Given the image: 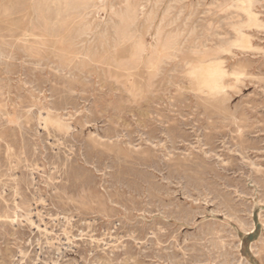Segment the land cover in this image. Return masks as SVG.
<instances>
[{
  "label": "rangeland",
  "instance_id": "rangeland-1",
  "mask_svg": "<svg viewBox=\"0 0 264 264\" xmlns=\"http://www.w3.org/2000/svg\"><path fill=\"white\" fill-rule=\"evenodd\" d=\"M12 1L13 2L17 1L15 3L16 4V12H15V14L8 15L7 8L11 5ZM110 1L112 2V0H110ZM126 1L125 0H113L112 3H115L114 8H116L115 9L116 12H119V13L121 12V10L122 11L124 10L123 7L125 8V4H127L128 2L137 5V7L139 8V12H142L143 14L139 13V18L136 21L137 25L136 24L134 25V28H133L134 29L133 33L135 34L134 38L137 39L138 37H142L143 44L144 45L146 44L145 46L147 48H149L151 50L153 49L152 51H154V49H155V47H154L155 46V44H154L155 39L154 38H155V33H156L158 26L161 28L165 27L163 31L168 32V33L171 32V34L174 33L173 38L178 39V40H175V45H177L179 47L177 49V51L173 52L174 55H172V54L168 55V53H167L165 56L160 57L161 59L157 58V60H156V68L157 69L154 70V73L152 75L150 74L151 71L146 69L144 66L137 65L138 66L137 67L135 64L134 65L132 64L133 63V61L131 59L132 52H131V47H130L129 42L127 43V45L125 43H123V45H121L119 47V49H116V48L112 49V47H110L109 43L106 44L104 42L102 44L99 41L102 38L98 34H94V36H91V35L80 36V34L78 32H76V29L78 28L79 25L76 24V22H74L75 20H72V19H75L74 13H72L70 11L62 12L60 14V15H62V17L60 16V17L56 18V16L54 15L55 12H53V10L56 11L55 8H56V6H58V4L57 3L53 4L51 0H0V8H1L0 9V39H5V40L7 39V41H10L14 37H20L21 36V37L25 38V41L27 40L26 46L17 47L15 49L16 50L15 53L11 55L12 57L5 58L6 60L4 59L5 61H7L6 64H5V62L3 64H0V68H1L0 69V73H1L0 74V80H1L0 81V98H1L0 99V111H1L0 112V115H1L0 116L1 117L0 118V133L3 136H5L6 141H8L9 144L11 145V153H12L9 156V158H7L6 149H4L5 146L3 144L5 142H3V140L2 141L0 140V184H1L0 185V207H1L0 208V216L7 215L9 217V222L11 223L10 224L9 222H7L5 224H0V236L1 235L3 236V237L2 236L0 237V243L2 242V244H0V257H3L6 264H23V263L24 264H36V263L37 264H58V263L59 264H68V263L69 264H96L97 262H98L97 264H99V263L100 264H116V263L117 264H127L129 262H130L129 264H131V263L132 264H164V263L165 264H186V263L187 264H237V263L238 264H264V197H263L264 196V178H263V175H264V125H263L264 124V122H263L264 121V86H263V84H264V82H263V79H264V30H263L264 29L263 28L264 27L263 26L264 25V0H254V1L253 0H231V1H229V0H226V1L225 0H223V1L222 0H203V1H201V0H184V2L182 0H179V2H178V0H174V2H173V0L172 1L171 0H166V1L165 0H157V1L156 0H126ZM158 1L160 2V4H157V3H159ZM50 2H51V4H50ZM150 2H152V3H150ZM142 3H143V5L145 3L144 7H143ZM231 3H232V5H231ZM236 3H237V5H236ZM151 4H153V5H151ZM168 4H169V6H168ZM172 4H174V6ZM187 4H188V6H187ZM217 4H219L220 6ZM221 4H222V6H221ZM50 5L51 6L53 5V7H55V8L51 7ZM159 5H160V7H159ZM29 6L32 7L33 10ZM194 6L197 7L198 9L195 8ZM209 6H211L212 9H214V10H212L211 8L209 9ZM166 7L170 8V9H167ZM171 7H172V9H171ZM44 8L47 10V12H49V11L50 12L52 11V12L46 13V10ZM143 8H144V10H141ZM202 8H203V10H202ZM104 9H105V12H103V14H102V12L99 13V16L102 17V20H104L102 26L104 25L105 22H106V24H108L107 26H109V23H110L109 31H110V33H112L111 38L113 39L114 38L113 30H110V29H112V27L114 25H116L114 23H117L118 18H116L117 16H114L115 14L113 15L111 13V11H108V9H110L109 2L104 7ZM150 10L152 13L153 12L154 13L153 14L150 13L149 12ZM167 10H169L170 12ZM215 10H217V12ZM223 10L225 12H223ZM228 10H231V11L228 12ZM236 10L238 13L236 12ZM166 11L168 12V14H166L167 13ZM213 11H215V12H213ZM247 11L253 16L252 18L255 19L256 21H254L253 19L250 20ZM109 12H110V14H109ZM210 12L213 15H211ZM220 12L222 15L220 14ZM36 13H37V15H36ZM171 13L172 14L174 13L173 16ZM208 13L210 15H208ZM226 13H227V15H226ZM63 14H64V16H63ZM147 14H148V16H147ZM175 14L177 15L178 18L176 17ZM149 15H151V16H149ZM162 16H164L165 18L164 17L162 18ZM212 16H213V18H212ZM219 16H220V18H219ZM44 17L46 19H48L49 23L50 22L51 23L50 24L45 23ZM147 17H149V18H147ZM152 17L155 19H153ZM171 17H172V19H171ZM234 17H236V19ZM241 17H242V19H241ZM174 18H176V20ZM211 19L214 22H212ZM219 19H221L223 21H221ZM230 19L232 20V22L230 21ZM248 20H249V22H248ZM142 21L145 24H143ZM160 21H163V22H160ZM172 21L174 23L177 22L176 23L177 25L172 23ZM228 21H230L231 23L229 22L227 24ZM237 21H239V22H237ZM184 22H186V23H184ZM208 22L211 26L208 24ZM164 23L166 25H167V23L170 24L169 27L172 25L171 28L166 26ZM182 24L185 26H183ZM205 24L207 27L205 26ZM236 24L238 26H236ZM42 25H43V27H42ZM50 25H52V26H50ZM56 25H57V27H56ZM72 25H73V27H72ZM156 25H157V27H156ZM173 25H174V27H173ZM181 25L183 28L181 27ZM222 25H224L225 27H223ZM244 25H246V27ZM44 26H46V27H44ZM53 26H54V28H53ZM217 26H219V27H217ZM248 26L251 28H249ZM220 27H222V28H220ZM46 28L48 30H46ZM144 28L146 29V31ZM199 28H200V30H199ZM231 28L233 29V31ZM53 29H55V30H53ZM176 29H177V31H174ZM181 29H183L185 31H183ZM216 29L217 30L219 29V31L217 32ZM224 29H226V30H224ZM258 29L261 31H259ZM51 30L53 32H51ZM147 30H149V31H147ZM190 30L191 31L193 30V31L191 32ZM188 31H190V32H188ZM194 31H195V33H194ZM204 31H205V33H204ZM236 31H237V33H236ZM176 32H178V33H176ZM185 32H186V34H185ZM152 33L154 36L152 35ZM210 33H213L214 35L210 34ZM32 34L38 35L40 39L42 38L41 40H43V43L45 45L43 47L38 48L40 51L38 50V52H36V53H35V51L34 52L30 51V49L28 47L29 43L33 39L32 37H34ZM175 34H177V35H175ZM180 34H181V36H180ZM183 34H184V36H183ZM77 35H79V37ZM95 35H98V36H95ZM211 35H213V36H211ZM72 36H73V38H72ZM74 36H77V39ZM204 36H206V37H204ZM151 37H152V39H151ZM186 37H188V39ZM221 37H223V40ZM34 38H38V37H34ZM85 38H87L86 39L87 41L85 40ZM193 38H194V40L192 41ZM204 38H206V39H204ZM250 38H252V39H250ZM215 39H217V40H215ZM82 40H84L83 42H85V43H83ZM197 40H198V42H197ZM93 41H95L94 45H93ZM176 41H178V42H176ZM190 41H191V43H190ZM200 41H201V44L203 43L202 45L200 44ZM217 41H218V43L221 42V43H219L220 45H222L221 47L219 44L216 43ZM224 41L227 44L224 43ZM193 42H196V44ZM210 42H212V43H210ZM235 42H237V43H235ZM148 43H149V45H148ZM197 43H199V44H197ZM230 43H233V44L231 45ZM77 44H81V45H77ZM194 44H195V46H194ZM214 45L215 46L217 45L216 47L218 49H216L214 47ZM227 45H229V47ZM66 46L70 47L67 54L62 51V49H64V47H66ZM111 46H112V41H111ZM198 47H199V49H198ZM82 48H85V49H83L84 51L82 50ZM126 48L128 49V51ZM101 49H102V52H101ZM203 49H205L207 51V53ZM50 50H52L53 53ZM85 50H87V51H85ZM185 50H186V52H184ZM188 50H190V51H188ZM218 50H221V51L218 52ZM64 51H66V50L64 49ZM99 51H100V53H99ZM108 51L110 54L108 53ZM202 51L203 52L205 51V52L203 53ZM19 52H22V56H21V53H19ZM87 52H88V54H87ZM191 52L194 54H192ZM197 52H200V54H198ZM220 52L223 55H221ZM226 54H227V56H226ZM13 56H14V58H13ZM24 57H26L27 59ZM29 57L30 58L32 57L31 60H29L30 59ZM172 57H173V59H172ZM11 59H12V61H11ZM16 59H17V61H16ZM45 59H47V60H45ZM103 59H104V61H103ZM199 60L203 63L202 69L196 68L199 64H201ZM215 60L219 61L221 63V65H222L221 67L225 71L224 77L222 76V78H221L222 89L220 91H215V89L211 88L210 86H207L204 83V76L206 75L204 73L205 68H206L205 65H206V63H209V62L215 61ZM75 61L77 64H75ZM20 62H21V64H20ZM130 62H132V63H130ZM236 62H237V64H236ZM0 63H2L1 59H0ZM26 63L29 65H27ZM12 64H14V66ZM38 64H40V65H38ZM130 64H131V66H130ZM162 65H164V66L162 67ZM183 65H184V67H183ZM9 66L11 68H9ZM62 66L64 69L62 68ZM75 66H76V69H75ZM123 66H130L128 68V71L130 73H128V71L123 69L122 68ZM175 66H177L178 68ZM80 67H81V69H79ZM229 67H231V68H229ZM184 68H186L188 70H186ZM195 68L198 71H196ZM100 69H101V71H100ZM241 69H242V71H241ZM27 71H30V72L28 73ZM71 71H72V73H71ZM155 71L157 72V75H155L156 74ZM8 72H10V73H8ZM37 72H39V73H37ZM21 73H22V75H21ZM73 74H74V76H73ZM238 74H240L241 77ZM67 75H69V76H67ZM58 76L60 78H58ZM179 77L182 80H180ZM184 77H185V79H183ZM262 77H263V79H262ZM39 78H40V80L38 81ZM61 79H63V81ZM248 79H249V81H248ZM171 80H172V82H171ZM37 81H38V83H36ZM55 81H57V82H55ZM150 81H151V83H149ZM22 83L24 84V87H23ZM7 84H9V85H7ZM201 85L204 87H201ZM195 86H196V89H195ZM229 87H231V88H229ZM46 88H47V90L45 91ZM162 88H163V90H162ZM235 88L237 91L235 90ZM97 89L99 91H97ZM111 89L113 90V92ZM152 89H153V91H152ZM8 90H9V92H8ZM56 90H58V92ZM167 90H168V92H167ZM210 91H211V94H210ZM37 92H38V94H37ZM154 93H156L157 95ZM5 94H6V96H5ZM22 94H23V96H22ZM216 94L218 96H216ZM219 94H221V95H219ZM194 95H197V96H194ZM64 96H66V97L64 98ZM72 96H74V97H72ZM118 96H119V98H117ZM212 96L214 98H212ZM180 97H182V98H180ZM192 97H193V99H192ZM224 97H225V100H226V98H228L227 101L229 100L228 101L229 104L227 101L223 100ZM156 98H158L159 100ZM86 99H88V100H86ZM194 99H195V101H194ZM8 100L10 101V103ZM212 100H214V101L212 102ZM222 100L224 103H221ZM245 100H247V101H245ZM73 101L74 102L76 101V102L74 103ZM50 103H52V104H50ZM209 103H210V105H209ZM214 103H216V104L213 105ZM54 104L55 105L57 104V105L55 106ZM226 105H228V106H226ZM236 105H238V106H236ZM55 107H57V108H55ZM60 107H63V108H60ZM70 107H71V109H70ZM104 107H105V109H104ZM172 108H174V109H172ZM217 108H218V110H217ZM222 108H223V110H222ZM240 108H242V109H240ZM252 108H254V109H252ZM2 109H3V111H2ZM18 109H19V111H18ZM20 109H23V111ZM47 109L49 110L48 112L50 113V115L52 117L59 116L61 118V116H62L61 119L65 120L67 123H69V125L71 127L69 130L70 136H69V134H64V133L60 134V133H56L54 131H51V128H50L51 135H47V133L44 130H42V126L39 124V121H38V116H39L40 112L42 115H44L47 112ZM62 109H64V110H62ZM106 109H108V110H106ZM176 109H178V110H176ZM203 109H205V110L203 111ZM219 110L221 111L222 114L220 113ZM205 111L208 112L212 117L209 116V114L206 113ZM246 111H247V113H246ZM155 112H157V113H155ZM225 112L230 113V114H228L230 117ZM236 112H238V113H236ZM15 113H17L18 115ZM26 114H29V115H26ZM67 115H69V116H67ZM2 116H3V118H2ZM12 116H18L19 117V122L21 125L20 129L15 125L11 126L10 123H7V119L12 117ZM243 117H245V118H243ZM27 118L30 120H28ZM184 119L186 122L184 121ZM31 121H32V123H31ZM151 121H152V123H151ZM206 121H208V122H206ZM2 122H4V123H2ZM102 122L103 123L105 122V123L103 124ZM243 122H245V123H243ZM108 124H110V125L108 126ZM171 124H172V126H171ZM173 124L175 127L173 126ZM233 124H235V125H233ZM254 124H256V125H254ZM216 126H218V127H216ZM209 127H210V129H209ZM211 127H213V128L211 129ZM243 127H245V129H242ZM25 128L27 131L25 130ZM163 128H164V130H163ZM235 128H237V129H235ZM249 128L252 130H250ZM213 130H214V133H213ZM219 130H220V132H219ZM40 131H41V133H40ZM150 133H153V134L155 133V134L153 135ZM165 133H167V134H165ZM173 133H174V135H173ZM187 133H189V134H187ZM236 133L239 136V138L237 135H235ZM183 134H185V137ZM22 135L25 139L24 138L22 139ZM58 135H59V137H58ZM147 135H149V136H147ZM18 136H20V137H18ZM77 136H79V137H77ZM209 136H211V137L209 138ZM244 136L246 137L245 139H244ZM84 137H86V138L84 139ZM183 137H184V139H183ZM16 138H18V139H16ZM88 139H90V141H88ZM238 139H239V141H238ZM78 140H79V142H76ZM105 140L108 142H106ZM115 140H117V141H115ZM247 140H249V141H247ZM204 141H206V142H204ZM20 142H22V144L23 143L24 144L22 145ZM46 142H47V144H46ZM81 142H83L84 144ZM86 142H87L88 146H87ZM102 142L104 144H102ZM173 142H175V143H173ZM223 142H224V144H223ZM254 142H255V144H254ZM89 143H91V145ZM143 143L145 146H143ZM148 143H149V145H148ZM171 143H173V145ZM229 143L231 144V146ZM249 143L250 144L252 143V144L250 145ZM96 144L98 145L99 150L97 149ZM108 144H110V145H108ZM159 144H161V147ZM207 144H209V145H207ZM50 145L52 147H50ZM63 145H65V146H63ZM213 145H214V147H213ZM27 147H28V149H27ZM70 147H72V148H70ZM137 147L139 150L137 149ZM152 147H154V149H152ZM209 147H211V148H209ZM147 148H149V149H147ZM1 149H2V151H1ZM25 149H27V150H25ZM68 149H70V150H68ZM80 149H81V151H80ZM100 151H101V153H100ZM205 151H207V152H205ZM41 152H44V153L42 154ZM86 152H87V154H86ZM99 153L101 155L102 154L103 155L101 156ZM150 153H152V154H150ZM225 153H226V155H225ZM232 153L234 155H232ZM54 154H55V157H53ZM241 154H243V155H241ZM27 155H28V158H26ZM49 155H51V156H49ZM65 155H66V157H65ZM4 156H5V158H4ZM93 156H95V157H93ZM115 156H117L116 159H115ZM158 157H160V158H158ZM172 157L175 159H173ZM181 157H182V159H181ZM217 157H218V159H217ZM70 158H71V160H70ZM97 158H98V160H97ZM177 158L179 161L177 160ZM201 158H202V160H201ZM30 159H31V161H30ZM64 159H66V160H64ZM154 159L156 162H154ZM99 160H101V161H99ZM98 161H99V163H97ZM17 162H19V163H17ZM121 162H123V163H121ZM220 162H222V163H220ZM256 162H258V163H256ZM259 162H261V163H259ZM262 162H263V164H262ZM79 163H81V164H79ZM67 164H69V165H67ZM122 164H124V165H122ZM158 164H159V166H158ZM173 164H175V165L173 166ZM201 164H203V165H201ZM108 165H110L111 167ZM130 165L133 167H131ZM148 165H150V166L153 165V166H151V168H150V166H148ZM78 166H80V167H78ZM62 167L64 168V170ZM181 167L182 168L184 167L183 168L184 170ZM51 168L54 170H52ZM50 169H51V172H50ZM93 169H95V170H93ZM188 169H191V170H188ZM253 169L255 170V172ZM256 169H257V171H256ZM115 170H117L119 172H117ZM198 170H199V172H198ZM20 171L22 172V174ZM27 171H28V173H27ZM31 171H33V172H31ZM261 171H262L263 175H261L262 174ZM35 173L39 174V175H36ZM73 173L74 174L76 173V175L74 176ZM108 173H110V174H108ZM201 173H202V175H201ZM91 175H92V177H91ZM100 175H101V177H100ZM140 175L141 176L143 175V176L141 177ZM71 176H73V177H71ZM87 176H89L90 178ZM117 176H118V178H117ZM136 176H137V179L139 178V180L136 179ZM192 176H193V178H192ZM85 177H86V179H85ZM196 177L198 178L199 181L197 180ZM143 178H145V179H143ZM101 179L104 181H102ZM71 180L73 181V183L71 182ZM83 180H85V181H83ZM148 180H150V181H148ZM200 180H202V182ZM19 182H21V183H19ZM50 182L54 183V184H51ZM57 182H58V184H57ZM80 182H81V184H80ZM119 182H121V183L119 184ZM199 182H201V183H199ZM154 183H156L155 186H154ZM31 184L35 187L34 189H33V186ZM48 184L50 187L48 186ZM71 184H73V185H71ZM59 185H62V188H61V186L59 187ZM133 185H134V187H133ZM146 185H147V187H146ZM152 187H153V189H152ZM74 188H75V190H74ZM85 188H86V191H85ZM141 188H142V190H141ZM8 189H10L11 191ZM1 190H2V193H1ZM13 190H14V192H13ZM15 190H17V193H15ZM25 190H27V191H25ZM164 190H165L166 194H165ZM140 191H142V192H140ZM133 192H134V194H133ZM138 193H140V194H138ZM222 193H223V195H222ZM14 195H16V196H14ZM114 195H115V197H114ZM123 195L125 198L123 197ZM156 195H158V196H156ZM120 196L123 198H121ZM30 199H31V201H30ZM48 200H50V201H48ZM101 200L104 202H102ZM131 200H133V201H131ZM105 201H107V202L105 203ZM139 201H140V203H139ZM163 202H164V204H163ZM224 202H227V203H224ZM59 203H62V205ZM33 204L35 207L33 206ZM41 204H43V205H41ZM149 204L151 205V207ZM64 206L66 209L64 208ZM116 206H117V208H116ZM154 206H155V208H154ZM177 206H178V208H177ZM14 207H16L17 209ZM114 209H115V211H114ZM233 209H234V211H233ZM27 210H28V212H27ZM101 210H103V211H101ZM107 210H109V211H107ZM29 211H31V212H29ZM239 211H240V213H239ZM2 212H3V214H2ZM107 212H110V213H107ZM28 213L33 215L32 219L34 220V223L38 226V228L36 227L35 224L33 226L28 224V222L26 221V216ZM179 213H180L181 217H180V215H178ZM232 213L233 214L235 213V214L233 215ZM177 215L181 219V221L177 217ZM168 216H170V217H168ZM191 216H192V218H191ZM106 218H108V219H106ZM49 219H51V220H49ZM185 219H186V221H185ZM241 219L243 221H241ZM41 220H42V223H41ZM245 220H246V222H245ZM88 224H90V226ZM216 224H217V226H216ZM212 225H214L216 228L213 227ZM6 226H7V228H6ZM25 227H26V229H25ZM27 227H29V228H27ZM59 227H60V229H59ZM11 228H14V229H11ZM246 228H248V229H246ZM41 229H44L45 232ZM70 229L74 232H71ZM157 229H158V231H157ZM199 229H201V230H199ZM21 231H23V232H21ZM38 231L40 234L38 233ZM214 231H216V232H214ZM159 232H161V233H159ZM171 232H173V233H171ZM48 233H50V234H48ZM60 233H62L63 236H65V237L63 238L62 234H60ZM101 233H103L102 235L104 237L101 235ZM107 233H109V234L107 235ZM180 234H182V235H180ZM42 235L44 237H42ZM136 235L138 237L139 236L140 237L138 238ZM167 235H168V237H167ZM30 236H32V237H30ZM52 236H56V237L54 238ZM126 236H128V237H126ZM145 236H147V237H145ZM158 237H159V239H158ZM210 237L212 239H209ZM32 239H34L35 241ZM57 240H58V242H57L58 244L56 243ZM204 240H205V242H204ZM208 240L210 243L208 242ZM213 240H214V243H213ZM66 241H67V243H66ZM27 242H28V244H27ZM44 242H46V243H44ZM169 242H171L172 244ZM229 243L231 245H229ZM126 244L127 245L130 244V245L127 246ZM139 244H141V245L139 246ZM173 244H174V246H173ZM32 245H33V247H32ZM59 245H60V247H59ZM142 245H144V246H142ZM165 245L167 248H165ZM212 246H213L214 250L212 249ZM55 247L60 251H57V249ZM143 248H145V249H143ZM152 249H153V251H152ZM177 249H178V251H177ZM185 249H186V251H185ZM149 250H151V251H149ZM67 251H69V252H67ZM159 251H160V253H159ZM56 252L58 253V255H56L57 254ZM60 252H62V253H60ZM79 252H81V253H79ZM181 252L184 255L181 254ZM219 255H220V257H219ZM62 256L64 258H62ZM159 256H160V258H159ZM196 257H197V259H196ZM35 258H38V260ZM162 258H163V260H162ZM198 258H199V260H198ZM166 259H167V261H166ZM236 260H237V262H236Z\"/></svg>",
  "mask_w": 264,
  "mask_h": 264
},
{
  "label": "bare ground",
  "instance_id": "bare-ground-1",
  "mask_svg": "<svg viewBox=\"0 0 264 264\" xmlns=\"http://www.w3.org/2000/svg\"><path fill=\"white\" fill-rule=\"evenodd\" d=\"M52 1V3L54 4V3H57L58 4V6H56V8L55 7H53V5L51 6V7H53V8H55L56 9V11H54L53 10V12H55V16H56V18L57 17H62V15H60L62 12H67V11H70V12H72V13H74V18L75 19H72V20H75L74 22H76V24H78L79 26H78V28L76 29V32H78L79 34H80V36H89V35H91V36H94V34H98L102 39L101 40H99L102 44L105 42L106 44L107 43H109V45H110V47H112V49L114 48H116V49H119V47L121 46V45H123V43H125L126 45H127V43L129 42L130 43V47H131V52H132V55H131V59H132V61H133V63L132 62H130V63H132L133 65L135 64L136 66L137 65H139V66H144L146 69H148L149 71H151V75L154 73V70H156L157 68H156V60H157V58H160V57H162V56H165L167 53H168V55H170V54H172V55H174L173 54V52L174 51H177V49L179 48L177 45H175V40H178V39H174L173 38V34H171V32H165V31H163L164 30V28L162 27H159L158 26V28H157V30H156V33H155V49H154V51H152L151 49H149V48H147L144 44H143V40H142V37H138L137 39L136 38H134L135 37V34L133 33V28H134V25L136 24V21L138 20V18H139V13H142V12H139V8L137 7V5L136 4H133V3H130V2H128L127 4H125V8L123 7V11L121 10V12L119 13V12H116V8H114V4L115 3H112L113 2V0H112V2L110 1V0H51ZM126 1V0H125ZM157 1V0H156ZM155 1V2H156ZM166 1V0H165ZM172 1V0H171ZM183 2H184V0H182ZM201 1H203V0H201ZM223 1V0H222ZM226 1V0H225ZM229 1H231V0H229ZM228 1V2H229ZM254 1V0H253ZM17 1H15V2H11V5L7 8V12H8V15H12V14H15V12H16V3ZM33 2V1H32ZM31 2V3H32ZM46 2V1H45ZM108 2H109V5H110V9H108V11H111V13L114 15V16H117L116 18H118V20H117V23H114V24H116V25H114L113 27H112V29H110V30H113V35H114V38L112 39L111 38V34L112 33H110V31H109V26H110V23H109V26H107L108 24H106V22L104 23V25L102 26V24H103V21L104 20H102V17H100L99 16V13H101L102 12V14H103V12H105V9H104V7L108 4ZM127 2V1H126ZM141 2V1H140ZM159 2V1H158ZM173 2H174V0H173ZM178 2H179V0H178ZM182 2V3H183ZM197 2V1H196ZM227 2V3H228ZM251 2V1H250ZM138 3V2H137ZM150 3H152V2H150ZM149 3V4H150ZM154 3V2H153ZM177 3V2H176ZM200 3V2H199ZM234 3V2H233ZM38 4V3H37ZM50 4H51V2H50ZM120 4V3H119ZM157 4H160V2L159 3H157ZM156 4V5H157ZM175 4V3H174ZM174 4H172L173 6H174ZM189 4V3H188ZM188 4H187V6H188ZM197 4V3H196ZM223 4V3H222ZM222 4H221V6H222ZM235 4V3H234ZM45 5V4H44ZM117 5V4H116ZM141 5V4H140ZM139 5V6H140ZM142 5H143V3H142ZM144 5H145V3H144ZM144 5H143V7H144ZM151 5H153V4H151ZM165 5V4H164ZM198 5V4H197ZM200 5V4H199ZM217 5H219V4H217ZM231 5H232V3H231ZM236 5H237V3H236ZM242 5V4H241ZM240 5V6H241ZM244 5V4H243ZM32 6V5H31ZM119 6V5H118ZM166 6V5H165ZM168 6H169V4H168ZM182 6V5H181ZM202 6V5H201ZM216 6V5H215ZM220 6V5H219ZM224 6V5H223ZM30 7V6H29ZM35 7V6H34ZM50 7V8H51ZM150 7V6H149ZM148 7V8H149ZM155 7V6H154ZM159 7H160V5H159ZM180 7V6H179ZM192 7V6H191ZM195 7V6H194ZM252 7V6H251ZM30 8H32V7H30ZM42 8V7H41ZM118 8V7H117ZM141 8V7H140ZM147 8V7H146ZM167 8V7H166ZM176 8V7H175ZM195 8H197V7H195ZM204 8V7H203ZM203 8H202V10H203ZM208 8V7H207ZM212 9V7L211 6H209V9ZM1 9V8H0ZM43 9V8H42ZM45 9V8H44ZM119 9V8H118ZM167 9H170V8H167ZM171 9H172V7H171ZM198 9V8H197ZM230 9V8H229ZM254 9V8H253ZM32 10H33V8H32ZM46 10V9H45ZM141 10H144V8L143 9H141ZM164 10V9H163ZM166 10V9H165ZM177 10V9H176ZM185 10V9H184ZM195 10V9H194ZM212 10H214V9H212ZM218 10V9H217ZM217 10H215L216 12H217ZM226 10V9H225ZM255 10V9H254ZM49 11V10H48ZM154 11V10H153ZM167 11H169V10H167ZM166 11V12H167ZM174 11V10H173ZM181 11V10H180ZM188 11V10H187ZM215 11H213V12H215ZM229 11H231V10H228V12ZM234 11V10H233ZM50 12V11H49ZM49 12H47V10H46V13H49ZM52 12V11H51ZM50 12V13H51ZM150 13H152L151 12V10L149 11ZM162 12V11H161ZM170 12V11H169ZM189 12V11H188ZM204 12V11H203ZM212 12V11H211ZM211 12H210V14H211ZM223 12H225L224 10H223ZM236 12H237V10H236ZM240 12V11H239ZM258 12V11H257ZM33 13V12H32ZM31 13V14H32ZM148 13V12H147ZM149 13V14H150ZM154 13V12H153ZM152 13V14H153ZM156 13V12H155ZM179 13V12H178ZM177 13V14H178ZM181 13V12H180ZM196 13V12H195ZM201 13V12H200ZM238 13V12H237ZM243 13V12H242ZM247 13H248V15H249V18H250V20H252L253 18V16L247 11ZM34 14V13H33ZM109 14H110V12H109ZM143 14V13H142ZM166 14H168V12L166 13ZM172 14V13H171ZM174 14V13H173ZM173 14H172V16H173ZM187 14V13H186ZM203 14V13H202ZM207 14V13H206ZM209 13H208V15H210ZM220 14H221V12H220ZM246 14V13H245ZM35 15V14H34ZM36 15H37V13H36ZM46 15V14H45ZM53 15V16H54ZM161 15V14H160ZM159 15V16H160ZM164 15V14H163ZM170 15V14H169ZM176 15V14H175ZM174 15V16H175ZM188 15V14H187ZM195 15V14H194ZM207 15V16H208ZM211 15H213V14H211ZM222 15V14H221ZM226 15H227V13H226ZM244 15V14H243ZM31 16V15H30ZM52 16V15H51ZM63 16H64V14H63ZM108 16V15H107ZM143 16V15H142ZM147 16H148V14H147ZM149 16H151V15H149ZM165 16V15H164ZM164 16H162V18L164 17ZM171 16V15H170ZM189 16V15H188ZM192 16V15H191ZM202 16V15H201ZM27 17V16H26ZM35 17V16H34ZM166 17V16H165ZM164 17V18H165ZM169 17V16H168ZM176 17H177V15H176ZM217 17V16H216ZM224 17V16H223ZM232 17V16H231ZM243 17V16H242ZM242 17H241V19H242ZM15 18V17H14ZM53 18V17H52ZM115 18V19H116ZM143 18V17H142ZM147 18H149V17H147ZM153 18V17H152ZM178 18V17H177ZM195 18V17H194ZM212 18H213V16H212ZM219 18H220V16H219ZM222 18V17H221ZM235 19H236V17H234ZM44 19H45V23H49L48 22V19H46L45 17H44ZM50 19V18H49ZM55 19V18H54ZM146 19V18H145ZM153 19H155V18H153ZM169 19V18H168ZM171 19H172V17H171ZM175 20H176V18H174ZM189 19V18H188ZM238 19V18H237ZM245 19V18H244ZM143 20V19H142ZM147 20V19H146ZM184 20V19H183ZM190 20V19H189ZM219 20H221V19H219ZM247 20V19H246ZM254 21H256L255 19H253ZM27 21V20H26ZM71 21V20H70ZM111 21V20H110ZM145 21V20H144ZM211 21L212 22H214L212 19H211ZM221 21H223V20H221ZM230 21L232 22V20L230 19ZM230 21H228L227 22V24L230 22ZM261 21V20H260ZM42 22V21H41ZM59 22V21H58ZM143 22V21H142ZM147 22V21H146ZM150 22V21H149ZM160 22H163V21H160ZM201 22V21H200ZM230 22V23H231ZM237 22H239V21H237ZM248 22H249V20H248ZM51 23V22H50ZM49 23V24H50ZM72 23V22H71ZM169 23V22H168ZM167 23V25L166 26H168L169 27V25L170 24H168ZM172 23H174L173 21H172ZM177 23V22H176ZM176 23H174L175 25H177ZM184 23H186V22H184ZM183 23V24H184ZM195 23V22H194ZM234 23V22H233ZM242 23V22H241ZM28 24V23H27ZM34 24V23H33ZM36 24V23H35ZM55 24V23H54ZM53 24V25H54ZM143 24H145L144 22H143ZM151 24V23H150ZM162 24V23H161ZM182 24V25H183ZM190 24V23H189ZM198 24V23H197ZM208 24H209V22H208ZM226 24V25H227ZM238 24V23H237ZM236 24V26H238ZM260 24V23H259ZM262 24V23H261ZM58 25V24H57ZM57 25H56V27H57ZM113 25V24H112ZM137 25V24H136ZM139 25V24H138ZM164 25V26H165ZM182 25H181V27H182ZM196 25V24H195ZM210 25V24H209ZM225 25V24H224ZM224 25H222L223 27H225ZM231 25V24H230ZM234 25V24H233ZM29 26V25H28ZM38 26V25H37ZM50 26H52V25H50ZM172 26V25H171ZM171 26L169 27V28H171ZM183 26H185V25H183ZM198 26V25H197ZM202 26V25H201ZM205 26H206V24H205ZM204 26V27H205ZM211 26V25H210ZM232 26V25H231ZM242 26V25H241ZM245 27H246V25H244ZM253 26V25H252ZM256 26V25H255ZM260 26V25H259ZM264 26V25H263ZM42 27H43V25H42ZM44 27H46V26H44ZM72 27H73V25H72ZM76 27V26H75ZM103 27V28H102ZM137 27V26H136ZM145 27V26H144ZM156 27H157V25H156ZM173 27H174V25H173ZM207 27V26H206ZM217 27H219V26H217ZM228 27V26H227ZM243 27V26H242ZM249 27V26H248ZM49 28V27H48ZM53 28H54V26H53ZM139 28V27H138ZM143 28V27H142ZM155 28V27H154ZM179 28V27H178ZM183 28V27H182ZM188 28V27H187ZM193 28V27H192ZM209 28V27H208ZM220 28H222V27H220ZM230 28V27H229ZM228 28V29H229ZM235 28V27H234ZM249 28H251V27H249ZM255 28V27H254ZM264 28V27H263ZM58 29V28H57ZM60 29V28H59ZM141 29V28H140ZM145 29V28H144ZM196 29V28H195ZM213 29V28H212ZM232 29V28H231ZM230 29V30H231ZM253 29V28H252ZM261 29V28H260ZM8 30V29H7ZM10 30V29H9ZM17 30V29H16ZM46 30H48L47 28H46ZM53 30H55V29H53ZM74 30V29H73ZM72 30V31H73ZM181 30H183V29H181ZM199 30H200V28H199ZM209 30V29H208ZM214 30V29H213ZM217 30V29H216ZM224 30H226V29H224ZM243 30V29H242ZM247 30V29H246ZM259 30V29H258ZM264 30V29H263ZM42 31V30H41ZM67 31V30H66ZM137 31V30H136ZM144 31V30H143ZM145 31H146V29H145ZM147 31H149V30H147ZM174 31H177V29L176 30H174ZM183 31H185V30H183ZM191 31V30H190ZM190 31H188V32H190ZM193 31V30H192ZM191 31V32H192ZM198 31V30H197ZM196 31V32H197ZM219 31V29L217 30V32ZM221 31V30H220ZM232 31H233V29H232ZM253 31V30H252ZM259 31H261V30H259ZM8 32V31H7ZM44 32V31H43ZM51 32H53L52 30H51ZM140 32V31H139ZM138 32V33H139ZM240 32V31H239ZM245 32V31H244ZM22 33V32H21ZM47 33V32H46ZM55 33V32H54ZM75 33V32H74ZM176 33H178V32H176ZM180 33V32H179ZM194 33H195V31H194ZM193 33V34H194ZM204 33H205V31H204ZM208 33V32H207ZM224 33V32H223ZM236 33H237V31H236ZM23 34V33H22ZM72 34V33H71ZM77 34V33H76ZM134 34V35H133ZM185 34H186V32H185ZM192 34V35H193ZM203 34V33H202ZM209 34V33H208ZM210 34H213V33H210ZM220 34V33H219ZM255 34V33H254ZM34 37H38V38H34V37H32L33 39H32V41L29 43V49H30V51H32V52H34L35 51V53L36 52H38V48H40V47H43V46H45L44 45V43H43V40H41L40 38H39V36L38 35H36V34H32ZM74 35V34H73ZM98 35H95V36H98ZM147 35V34H146ZM152 35H153V33H152ZM175 35H177V34H175ZM190 35V34H189ZM197 35V34H196ZM214 35V34H213ZM213 35H211V36H213ZM236 35V34H235ZM24 36V35H23ZM26 36V35H25ZM50 36V35H49ZM78 37H79V35H77ZM77 36H74L76 39H77ZM90 36V37H91ZM138 36V35H137ZM151 36V35H150ZM154 36V35H153ZM180 36H181V34H180ZM183 36H184V34H183ZM186 36V35H185ZM188 36V35H187ZM198 36V35H197ZM208 36V35H207ZM237 36V35H236ZM27 37V36H26ZM89 37V38H90ZM192 37V36H191ZM194 37V36H193ZM204 37H206V36H204ZM216 37V36H215ZM225 37V36H224ZM227 37V36H226ZM72 38H73V36H72ZM97 38V37H96ZM181 38V37H180ZM187 39H188V37H186ZM185 38V39H186ZM200 38V37H199ZM222 38V40H223V37H221ZM87 38H85V40H86ZM92 39V38H91ZM151 39H152V37H151ZM153 39V40H154ZM204 39H206V38H204ZM210 39V38H209ZM225 39V38H224ZM228 39V38H227ZM250 39H252V38H250ZM30 40V39H29ZM57 40V39H56ZM80 40V39H79ZM96 40V39H95ZM180 40V39H179ZM194 40V38L192 39V41ZM199 40V39H198ZM198 40H197V42H198ZM215 40H217V39H215ZM84 40H82V42H83ZM87 41V40H86ZM111 41H112V46H111ZM149 41V40H148ZM185 41V40H184ZM227 41V40H226ZM231 41V40H230ZM229 41V42H230ZM26 42H27V40L25 41V38L24 37H14V38H12L10 41H7V39L5 40V39H0V59H1V62L2 63H0V64H3L4 62H5V64H6V62L7 61H5L6 59L5 58H10V57H12L11 55L12 54H14L15 53V49L17 48V47H24V46H26ZM71 42V41H70ZM94 42L95 41H93V45H94ZM154 42V41H153ZM176 42H178V41H176ZM183 42V41H182ZM204 42V41H203ZM206 42V41H205ZM83 43H85V42H83ZM82 43V44H83ZM100 43V44H101ZM117 43V44H116ZM180 43V42H179ZM190 43H191V41H190ZM193 43H195L196 44V42H193ZM192 43V44H193ZM210 43H212V42H210ZM215 43V42H214ZM217 44H219V43H221V42H219L218 43V41L216 42ZM223 43V42H222ZM224 43H226L225 41H224ZM235 43H237V42H235ZM254 43V42H253ZM87 44V43H86ZM101 44V45H102ZM153 44V45H154ZM186 44V43H185ZM195 44H194V46H195ZM197 44H199V43H197ZM200 44H201V41H200ZM203 44V43H202ZM201 44V45H202ZM208 44V43H207ZM227 44V43H226ZM225 44V45H226ZM231 45L233 44V43H230ZM77 45H81V44H77ZM100 45V46H101ZM105 45V44H104ZM148 45H149V43H148ZM183 45V44H182ZM187 45V44H186ZM209 45V44H208ZM220 45V44H219ZM91 46V45H90ZM108 46V45H107ZM129 46V45H128ZM151 46V45H150ZM180 46V45H179ZM197 46V45H196ZM217 46V45H216ZM215 45H214V47L216 48V49H218L217 47H216ZM222 45H220V47H221ZM228 47H229V45H227ZM238 46V45H237ZM27 47V48H28ZM50 47V46H49ZM73 47V46H72ZM75 47V46H74ZM77 47V46H76ZM95 47V46H94ZM153 47V46H152ZM181 47V46H180ZM193 47V46H192ZM191 47V48H192ZM203 47V46H202ZM201 47V48H202ZM245 47V46H244ZM69 46H66V47H64V49L66 50V51H64V49H62V51L63 52H65L66 54L68 53V50H69ZM100 48V47H99ZM106 48V47H105ZM195 48V47H194ZM209 48V47H208ZM28 49V50H29ZM49 49V48H48ZM83 49H85V48H82V50ZM103 49V48H102ZM102 49H101V52H102ZM109 49V48H108ZM127 49V48H126ZM189 49V48H188ZM198 49H199V47H198ZM248 49V48H247ZM81 50V49H80ZM79 50V51H80ZM89 50V49H88ZM203 50H205V49H203ZM234 50V49H233ZM236 50V49H235ZM251 50V49H250ZM40 51V50H39ZM51 52H52V50H50ZM84 51V50H83ZM85 51H87V50H85ZM97 51V50H96ZM107 51V50H106ZM127 51H128V49H127ZM179 51V50H178ZM188 51H190V50H188ZM187 51V52H188ZM194 51V50H193ZM197 51V50H196ZM206 51V50H205ZM204 51V52H205ZM219 51H221V50H218V52ZM245 51V50H244ZM42 52V51H41ZM40 52V53H41ZM92 52V51H91ZM90 52V53H91ZM112 52V51H111ZM183 52V51H182ZM184 52H186V50L184 51ZM203 52V51H202ZM203 52V53H204ZM217 52V53H218ZM239 52V51H238ZM246 52V51H245ZM248 52V51H247ZM253 52V51H252ZM257 52V51H256ZM19 53H21V56H22V52H19ZM53 53V52H52ZM61 53V52H60ZM99 53H100V51H99ZM108 53H109V51H108ZM113 53V52H112ZM192 53V52H191ZM198 54H200V52H197ZM202 53V54H203ZM206 53H207V51H206ZM221 53V52H220ZM243 53V52H242ZM259 53V52H258ZM30 54V53H29ZM65 54V55H66ZM87 54H88V52H87ZM104 54V53H103ZM110 54V53H109ZM192 54H194V53H192ZM196 54V53H195ZM228 54V53H227ZM227 54H226V56H227ZM94 55V54H93ZM114 55V54H113ZM221 55H223L222 53H221ZM220 55V56H221ZM17 56V55H16ZM15 56V57H16ZM45 56V55H44ZM74 56V55H73ZM176 56V55H175ZM43 57V56H42ZM193 57V56H192ZM229 57V56H228ZM234 57V56H233ZM245 57V56H244ZM13 58H14V56H13ZM24 58H26V57H24ZM30 58V57H29ZM32 58V57H31ZM31 58L29 59V60H31ZM35 58V57H34ZM33 58V59H34ZM82 58V57H81ZM109 58V57H108ZM116 58V57H115ZM169 58V57H168ZM200 58V57H199ZM211 58V57H210ZM240 58V57H239ZM5 59V60H4ZM27 59V58H26ZM161 59V58H160ZM172 59H173V57H172ZM177 59V58H176ZM207 59V58H206ZM238 59V58H237ZM249 59V58H248ZM35 60V59H34ZM45 60H47V59H45ZM75 60V59H74ZM112 60V59H111ZM171 60V59H170ZM175 60V59H174ZM239 60V59H238ZM11 61H12V59H11ZM16 61H17V59H16ZM28 61V60H27ZM77 61V60H76ZM76 61H75V64H77L76 63ZM83 61V60H82ZM103 61H104V59H103ZM172 61V60H171ZM200 61V60H199ZM204 61V60H203ZM31 62V61H30ZM29 62V63H30ZM40 62V61H39ZM50 62V61H49ZM48 62V63H49ZM58 62V61H57ZM168 62V61H167ZM9 63V62H8ZM13 63V62H12ZM19 63V62H18ZM35 63V62H34ZM169 63V62H168ZM179 63V62H178ZM200 63L201 64H199L196 68H200V69H202V67H203V63L200 61ZM15 64V63H14ZM14 64H12L13 66H14ZM20 64H21V62H20ZM23 64V63H22ZM27 64V63H26ZM37 64V63H36ZM35 64V65H36ZM42 64V63H41ZM50 64V63H49ZM122 64V63H121ZM128 64V63H127ZM126 64V65H127ZM185 64V63H184ZM236 64H237V62H236ZM9 65V64H8ZM18 65V64H17ZM27 65H29V64H27ZM32 65V64H31ZM30 65V66H31ZM38 65H40V64H38ZM55 65V64H54ZM93 65V64H92ZM107 65V64H106ZM158 65V64H157ZM178 65V64H177ZM246 65V64H245ZM45 66V65H44ZM95 66V65H94ZM105 66V65H104ZM103 66V67H104ZM130 66H131V64H130ZM130 66H123L122 68L123 69H125L126 71H128V68L130 67ZM164 65H162V67H163ZM206 68H205V71H204V73L206 74L205 76H204V83L207 85V86H210L211 88H213V89H215V91H220L221 89H222V84H221V78H222V76L224 77V74H225V71H224V69L221 67L222 65H221V63L219 62V61H211V62H209V63H206ZM2 67V66H1ZM8 67V66H7ZM53 67V66H52ZM121 67V66H120ZM138 67V66H137ZM175 67H177V66H175ZM183 67H184V65H183ZM6 68V67H5ZM9 68H11L10 66H9ZM18 68V67H17ZM39 68V67H38ZM41 68V67H40ZM57 68V67H56ZM62 68H63V66H62ZM87 68V67H86ZM90 68V67H89ZM109 68V67H108ZM178 68V67H177ZM196 68H195V70H196ZM229 68H231V67H229ZM248 68V67H247ZM246 68V69H247ZM1 69V68H0ZM3 69V68H2ZM43 69V68H42ZM48 69V68H47ZM64 69V68H63ZM75 69H76V66H75ZM79 69H81V67L79 68ZM96 69V68H95ZM135 69V68H134ZM162 69V68H161ZM160 69V70H161ZM183 69V68H182ZM181 69V70H182ZM184 69H186V68H184ZM190 69V68H189ZM236 69V68H235ZM40 70V69H39ZM46 70V69H45ZM61 70V69H60ZM66 70V69H65ZM97 70V69H96ZM106 70V69H105ZM159 70V69H158ZM157 70V71H158ZM175 70V69H174ZM186 70H188V69H186ZM192 70V69H191ZM17 71V70H16ZM26 71V70H25ZM57 71V70H56ZM62 71V70H61ZM64 71V70H63ZM74 71V70H73ZM100 71H101V69H100ZM137 71V70H136ZM171 71V70H170ZM177 71V70H176ZM194 71V70H193ZM196 71H198V70H196ZM241 71H242V69H241ZM3 72V71H2ZM6 72V71H5ZM11 72V71H10ZM10 72H8V73H10ZM13 72V71H12ZM15 72V71H14ZM18 72V71H17ZM28 73L30 72V71H27ZM50 72V71H49ZM60 72V71H59ZM156 72V71H155ZM159 72V71H158ZM172 72V71H171ZM16 73V72H15ZM37 73H39V72H37ZM71 73H72V71H71ZM70 73V74H71ZM80 73V72H79ZM102 73V72H101ZM128 73H130L129 71H128ZM127 73V74H128ZM173 73V72H172ZM1 74V73H0ZM12 74V73H11ZM42 74V73H41ZM44 74V73H43ZM47 74V73H46ZM50 74V73H49ZM57 74V73H56ZM60 74V73H59ZM58 74V75H59ZM68 74V73H67ZM126 74V73H125ZM144 74V73H143ZM192 74V73H191ZM14 75V74H13ZM17 75V74H16ZM21 75H22V73H21ZM87 75V74H86ZM132 75V74H131ZM138 75V74H137ZM145 75V74H144ZM155 75H157V72H156V74ZM161 75V74H160ZM167 75V74H166ZM177 75V74H176ZM185 75V74H184ZM237 75V74H236ZM239 76H240V74H238ZM242 75V74H241ZM260 75V74H259ZM67 76H69V75H67ZM73 76H74V74H73ZM169 76V75H168ZM173 76V75H172ZM175 76V75H174ZM179 76V75H178ZM8 77V76H7ZM10 77V76H9ZM25 77V76H24ZM53 77V76H52ZM66 77V76H65ZM85 77V76H84ZM156 77V76H155ZM199 77V76H198ZM230 77V76H229ZM241 77V76H240ZM243 77V76H242ZM249 77V76H248ZM44 78V77H43ZM48 78V77H47ZM56 78V77H55ZM58 78H60L59 76H58ZM57 78V79H58ZM62 78V77H61ZM170 78V77H169ZM259 78V77H258ZM261 78V77H260ZM31 79V78H30ZM34 79V78H33ZM85 79V78H84ZM154 79V78H153ZM152 79V80H153ZM167 79V78H166ZM179 79H180V77H179ZM183 79H185V77L183 78ZM200 79V78H199ZM234 79V78H233ZM262 79H263V77H262ZM3 80V79H2ZM6 80V79H5ZM27 80V79H26ZM40 80V78L38 79V81ZM47 80V79H46ZM62 81H63V79H61ZM86 80V79H85ZM168 80V79H167ZM180 80H182V79H180ZM226 80V79H225ZM258 80V79H257ZM1 81V80H0ZM38 81L36 82V83H38ZM83 81V80H82ZM95 81V80H94ZM107 81V80H106ZM111 81V80H110ZM135 81V80H134ZM169 81V80H168ZM194 81V80H193ZM248 81H249V79H248ZM43 82V81H42ZM45 82V81H44ZM49 82V81H48ZM55 82H57V81H55ZM59 82V81H58ZM166 82V81H165ZM171 82H172V80H171ZM263 82H264V79H263ZM11 83V82H10ZM66 83V82H65ZM76 83V82H75ZM149 83H151V81L149 82ZM176 83V82H175ZM189 83V82H188ZM195 83V82H194ZM229 83V82H228ZM241 83V82H240ZM239 83V84H240ZM6 84V83H5ZM16 84V83H15ZM23 84V83H22ZM127 84V83H126ZM143 84V83H142ZM161 84V83H160ZM187 84V83H186ZM236 84V83H235ZM243 84V83H242ZM7 85H9V84H7ZM14 85V84H13ZM164 85V84H163ZM175 85V84H174ZM188 85V84H187ZM22 86V85H21ZM36 86V85H35ZM53 86V85H52ZM57 86V85H56ZM88 86V85H87ZM90 86V85H89ZM119 86V85H118ZM152 86V85H151ZM190 86V85H189ZM263 86H264V84H263ZM23 87H24V84H23ZM28 87V86H27ZM50 87V86H49ZM55 87V86H54ZM80 87V86H79ZM82 87V86H81ZM84 87V86H83ZM116 87V86H115ZM120 87V86H119ZM146 87V86H145ZM157 87V86H156ZM201 87H204V86H202L201 85ZM238 87V86H237ZM9 88V87H8ZM20 88V87H19ZM22 88V87H21ZM37 88V87H36ZM51 88V87H50ZM61 88V87H60ZM67 88V87H66ZM165 88V87H164ZM198 88V87H197ZM224 88V87H223ZM229 88H231V87H229ZM7 89V88H6ZM30 89V88H29ZM100 89V88H99ZM169 89V88H168ZM195 89H196V86H195ZM26 90V89H25ZM43 90V89H42ZM47 90V88L45 89V91ZM49 90V89H48ZM94 90V89H93ZM109 90V89H108ZM112 90V89H111ZM110 90V91H111ZM157 90V89H156ZM155 90V91H156ZM159 90V89H158ZM162 90H163V88H162ZM191 90V89H190ZM228 90V89H227ZM231 90V89H230ZM235 90H236V88H235ZM29 91V90H28ZM33 91V90H32ZM41 91V90H40ZM55 91V90H54ZM57 92H58V90H56ZM64 91V90H63ZM83 91V90H82ZM91 91V90H90ZM97 91H99L98 89H97ZM148 91V90H147ZM152 91H153V89H152ZM166 91V90H165ZM200 91V90H199ZM204 91V90H203ZM237 91V90H236ZM8 92H9V90H8ZM49 92V91H48ZM108 92V91H107ZM112 92H113V90H112ZM149 92V91H148ZM160 92V91H159ZM167 92H168V90H167ZM188 92V91H187ZM190 92V91H189ZM205 92V91H204ZM6 93V92H5ZM22 93V92H21ZM34 93V92H33ZM52 93V92H51ZM54 93V92H53ZM99 93V92H98ZM126 93V92H125ZM182 93V92H181ZM185 93V92H184ZM183 93V94H184ZM221 93V92H220ZM18 94V93H17ZM35 94V93H34ZM37 94H38V92H37ZM49 94V93H48ZM154 94H156V93H154ZM162 94V93H161ZM190 94V93H189ZM210 94H211V91H210ZM70 95V94H69ZM68 95V96H69ZM77 95V94H76ZM148 95V94H147ZM157 95V94H156ZM215 95V94H214ZM219 95H221V94H219ZM5 96H6V94H5ZM21 96V95H20ZM22 96H23V94H22ZM63 96V95H62ZM67 96V97H68ZM113 96V95H112ZM194 96H197V95H194ZM204 96V95H203ZM206 96V95H205ZM209 96V95H208ZM216 96H218L217 94H216ZM19 97V96H18ZM66 96H64V98H65ZM70 97V96H69ZM72 97H74V96H72ZM80 97V96H79ZM116 97V96H115ZM227 97V96H226ZM233 97V96H232ZM15 98V97H14ZM50 98V97H49ZM59 98V97H58ZM100 98V97H99ZM117 98H119V96L117 97ZM165 98V97H164ZM180 98H182V97H180ZM204 98V97H203ZM212 98H214L213 96H212ZM222 98V97H221ZM1 99V98H0ZM52 99V98H51ZM81 99V98H80ZM84 99V98H83ZM124 99V98H123ZM156 99H158V98H156ZM192 99H193V97H192ZM206 99V98H205ZM208 99V98H207ZM216 99V98H215ZM214 99V100H215ZM227 99L228 98H226V100H225V97L223 98V100L224 101H227ZM48 100V99H47ZM60 100V99H59ZM67 100V99H66ZM76 100V99H75ZM86 100H88V99H86ZM98 100V99H97ZM106 100V99H105ZM144 100V99H143ZM159 100V99H158ZM175 100V99H174ZM177 100V99H176ZM181 100V99H180ZM197 100V99H196ZM209 100V99H208ZM214 100H212V102L214 101ZM223 100H222V102L221 103H224L223 102ZM9 101V100H8ZM16 101V100H15ZM54 101V100H53ZM65 101V100H64ZM69 101V100H68ZM154 101V100H153ZM194 101H195V99H194ZM206 101V100H205ZM211 101V100H210ZM218 101V100H217ZM229 101V100H228ZM227 101V102H228ZM236 101V100H235ZM244 101V100H243ZM245 101H247V100H245ZM30 102V101H29ZM48 102V101H47ZM71 102V101H70ZM74 102V101H73ZM76 102V101H75ZM74 102V103H75ZM167 102V101H166ZM199 102V101H198ZM197 102V103H198ZM211 102V103H212ZM9 103H10V101H9ZM43 103V102H42ZM57 103V102H56ZM64 103V102H63ZM66 103V102H65ZM79 103V102H78ZM88 103V102H87ZM92 103V102H91ZM183 103V102H182ZM205 103V102H204ZM226 103V102H225ZM235 103V102H234ZM50 104H52V103H50ZM89 104V103H88ZM172 104V103H171ZM185 104V103H184ZM188 104V103H187ZM216 103H214L213 105H215ZM228 104H229V102H228ZM239 104V103H238ZM25 105V104H24ZM55 105V104H54ZM57 105V104H56ZM55 105V106H56ZM69 105V104H68ZM71 105V104H70ZM201 105V104H200ZM199 105V106H200ZM206 105V104H205ZM209 105H210V103H209ZM23 106V105H22ZM31 106V105H30ZM44 106V105H43ZM48 106V105H47ZM53 106V105H52ZM61 106V105H60ZM93 106V105H92ZM108 106V105H107ZM129 106V105H128ZM127 106V107H128ZM133 106V105H132ZM135 106V105H134ZM146 106V105H145ZM171 106V105H170ZM174 106V105H173ZM226 106H228V105H226ZM236 106H238V105H236ZM243 106V105H242ZM247 106V105H246ZM38 107V106H37ZM54 107V106H53ZM91 107V106H90ZM98 107V106H97ZM138 107V106H137ZM197 107V106H196ZM205 107V106H204ZM211 107V106H210ZM217 107V106H216ZM232 107V106H231ZM230 107V108H231ZM240 107V106H239ZM244 107V106H243ZM46 108V107H45ZM55 108H57V107H55ZM54 108V109H55ZM60 108H63V107H60ZM69 108V107H68ZM77 108V107H76ZM88 108V107H87ZM93 108V107H92ZM132 108V107H131ZM209 108V107H208ZM221 108V107H220ZM245 108V107H244ZM9 109V108H8ZM70 109H71V107H70ZM104 109H105V107H104ZM103 109V110H104ZM129 109V108H128ZM172 109H174V108H172ZM238 109V108H237ZM240 109H242V108H240ZM252 109H254V108H252ZM17 110V109H16ZM20 110H22L23 111V109H20ZM29 110V109H28ZM31 110V109H30ZM60 110V109H59ZM62 110H64V109H62ZM74 110V109H73ZM106 110H108V109H106ZM127 110V109H126ZM130 110V109H129ZM142 110V109H141ZM168 110V109H167ZM176 110H178V109H176ZM180 110V109H179ZM183 110V109H182ZM192 110V109H191ZM205 109H203V111H204ZM217 110H218V108H217ZM222 110H223V108H222ZM2 111H3V109H2ZM18 111H19V109H18ZM49 110L47 109V112L44 114V115H42L41 114V112H40V114H39V116H38V121H39V124L42 126V130H44L46 133H47V135H51V132H50V128H51V131H54V132H56V133H64V134H69V130H70V125H69V123H67L65 120H62L61 118H62V116H61V118L59 117V116H57V117H52L51 115H50V113L48 112ZM89 111V110H88ZM115 111V110H114ZM216 111V110H215ZM220 111V110H219ZM225 111V110H224ZM236 111V110H235ZM238 111V110H237ZM1 112V111H0ZM100 112V111H99ZM206 112V111H205ZM218 112V111H217ZM13 113V112H12ZM58 113V112H57ZM86 113V112H85ZM84 113V114H85ZM92 113V112H91ZM102 113V112H101ZM155 113H157V112H155ZM168 113V112H167ZM206 113H208V112H206ZM216 113V112H215ZM220 113H221V111H220ZM225 113H227V112H225ZM236 113H238V112H236ZM235 113V114H236ZM246 113H247V111H246ZM253 113V112H252ZM15 114H17V113H15ZM55 114V113H54ZM66 114V113H65ZM100 114V113H99ZM117 114V113H116ZM121 114V113H120ZM137 114V113H136ZM162 114V113H161ZM188 114V113H187ZM205 114V113H204ZM209 114V113H208ZM222 114V113H221ZM224 114V113H223ZM228 114H230V113H227V115ZM232 114V113H231ZM18 115V114H17ZM23 115V114H22ZM26 115H29V114H26ZM83 115V114H82ZM98 115V114H97ZM126 115V114H125ZM166 115V114H165ZM203 115V114H202ZM219 115V114H218ZM226 115V114H225ZM234 115V114H233ZM258 115V114H257ZM1 116V115H0ZM32 116V115H31ZM67 116H69V115H67ZM78 116V115H77ZM85 116V115H84ZM128 116V115H127ZM133 116V115H132ZM138 116V115H137ZM209 116H211L210 114H209ZM208 116V117H209ZM229 116V115H228ZM253 116V115H252ZM255 116V115H254ZM90 117V116H89ZM93 117V116H92ZM100 117V116H99ZM98 117V118H99ZM108 117V116H107ZM113 117V116H112ZM118 117V116H117ZM139 117V116H138ZM149 117V116H148ZM178 117V116H177ZM185 117V116H184ZM212 117V116H211ZM218 117V116H217ZM230 117V116H229ZM259 117V116H258ZM1 118V117H0ZM2 118H3V116H2ZM5 118V117H4ZM83 118V117H82ZM102 118V117H101ZM140 118V117H139ZM150 118V117H149ZM172 118V117H171ZM214 118V117H213ZM223 118V117H222ZM240 118V117H239ZM243 118H245V117H243ZM28 119V118H27ZM66 119V118H65ZM80 119V118H79ZM110 119V118H109ZM141 119V118H140ZM211 119V118H210ZM224 119V118H223ZM231 119V118H230ZM233 119V118H232ZM5 120V119H4ZM23 120V119H22ZM28 120H30V119H28ZM67 120V119H66ZM94 120V119H93ZM98 120V119H97ZM101 120V119H100ZM160 120V119H159ZM245 120V119H244ZM260 120V119H259ZM24 121V120H23ZM102 121V120H101ZM149 121V120H148ZM180 121V120H179ZM184 121H185V119H184ZM218 121V120H217ZM236 121V120H235ZM253 121V120H252ZM263 121V120H262ZM25 122V121H24ZM115 122V121H114ZM150 122V121H149ZM186 122V121H185ZM206 122H208V121H206ZM234 122V121H233ZM249 122V121H248ZM264 122V121H263ZM2 123H4V122H2ZM7 123H10V125L12 126H17L19 129L21 128V125H20V122H19V117L18 116H12V117H10V118H8L7 119ZM6 123V124H7ZM30 123V122H29ZM31 123H32V121H31ZM103 123V122H102ZM105 123V122H104ZM103 123V124H104ZM108 123V122H107ZM151 123H152V121H151ZM161 123V122H160ZM179 123V122H178ZM231 123V122H230ZM237 123V122H236ZM243 123H245V122H243ZM37 124V123H36ZM83 124V123H82ZM148 124V123H147ZM157 124V123H156ZM208 124V123H207ZM240 124V123H239ZM249 124V123H248ZM30 125V124H29ZM85 125V124H84ZM110 124H108V126H109ZM117 125V124H116ZM151 125V124H150ZM160 125V124H159ZM181 125V124H180ZM213 125V124H212ZM211 125V126H212ZM217 125V124H216ZM233 125H235V124H233ZM238 125V124H237ZM241 125V124H240ZM254 125H256V124H254ZM264 125V124H263ZM27 126V125H26ZM31 126V125H30ZM34 126V125H33ZM83 126V125H82ZM103 126V125H102ZM101 126V127H102ZM165 126V125H164ZM171 126H172V124H171ZM173 126H174V124H173ZM224 126V125H223ZM231 126V125H230ZM249 126V125H248ZM32 127V126H31ZM39 127V126H38ZM91 127V126H90ZM146 127V126H145ZM168 127V126H167ZM175 127V126H174ZM216 127H218V126H216ZM254 127V126H253ZM5 128V127H4ZM78 128V127H77ZM85 128V127H84ZM93 128V127H92ZM172 128V127H171ZM204 128V127H203ZM207 128V127H206ZM205 128V129H206ZM213 127H211V129H212ZM13 129V128H12ZM16 129V128H15ZM107 129V128H106ZM111 129V128H110ZM209 129H210V127H209ZM231 129V128H230ZM235 129H237V128H235ZM242 129H245V127H243ZM250 129V128H249ZM25 130H26V128H25ZM32 130V129H31ZM73 130V129H72ZM82 130V129H81ZM100 130V129H99ZM105 130V129H104ZM155 130V129H154ZM153 130V131H154ZM163 130H164V128H163ZM250 130H252V129H250ZM11 131V130H10ZM27 131V130H26ZM30 131V130H29ZM35 131V130H34ZM109 131V130H108ZM117 131V130H116ZM145 131V130H144ZM182 131V130H181ZM237 131V130H236ZM80 132V131H79ZM113 132V131H112ZM128 132V131H127ZM134 132V131H133ZM168 132V131H167ZM184 132V131H183ZM219 132H220V130H219ZM232 132V131H231ZM242 132V131H241ZM253 132V131H252ZM40 133H41V131H40ZM211 133V132H210ZM213 133H214V130H213ZM222 133V132H221ZM238 133V132H237ZM237 133L235 134V135H237ZM19 134V133H18ZM59 134V135H60ZM100 134V133H99ZM129 134V133H128ZM132 134V133H131ZM150 134H153V133H150ZM149 134V135H150ZM155 134V133H154ZM153 134V135H154ZM165 134H167V133H165ZM179 134V133H178ZM182 134V133H181ZM187 134H189V133H187ZM205 134V133H204ZM207 134V133H206ZM212 134V133H211ZM226 134V133H225ZM231 134V133H230ZM243 134V133H242ZM25 135V134H24ZM56 135V134H55ZM54 135V136H55ZM59 135H58V137H59ZM63 135V134H62ZM82 135V134H81ZM87 135V134H86ZM124 135V134H123ZM127 135V134H126ZM149 135H147V136H149ZM171 135V134H170ZM173 135H174V133H173ZM184 135V137H185V134H183ZM213 135V134H212ZM215 135V134H214ZM45 136V135H44ZM65 136V135H64ZM69 136H70V134H69ZM80 136V135H79ZM79 136H77V137H79ZM85 136V135H84ZM95 136V135H94ZM105 136V135H104ZM117 136V135H116ZM129 136V135H128ZM172 136V135H171ZM177 136V135H176ZM232 136V135H231ZM234 136V135H233ZM238 136V135H237ZM243 136V135H242ZM18 137H20V136H18ZM42 137V136H41ZM63 137V136H62ZM76 137V138H77ZM102 137V136H101ZM118 137V136H117ZM123 137V136H122ZM180 137V136H179ZM184 137H183V139H184ZM211 136H209V138H210ZM24 137H23V135H22V139H23ZM53 138V137H52ZM61 138V137H60ZM86 137H84V139H85ZM95 138V137H94ZM109 138V137H108ZM149 138V137H148ZM170 138V137H169ZM207 138V137H206ZM238 138H239V136H238ZM246 137L244 136V139H245ZM13 139V138H12ZM16 139H18V138H16ZM25 139V138H24ZM35 139V138H34ZM43 139V138H42ZM41 139V140H42ZM48 139V138H47ZM68 139V138H67ZM71 139V138H70ZM121 139V138H120ZM128 139V138H127ZM205 139V138H204ZM214 139V138H213ZM243 139V140H244ZM0 140L2 141L3 140V142H5V143H3L4 144V146H5V148L4 149H6V155H7V158H9V156L12 154L11 153V145L9 144V142L8 141H6V139H5V136H3L1 133H0ZM37 140V139H36ZM35 140V141H36ZM58 140V139H57ZM66 140V139H65ZM74 140V139H73ZM82 140V139H81ZM131 140V139H130ZM147 140V139H146ZM176 140V139H175ZM174 140V141H175ZM186 140V139H185ZM188 140V139H187ZM237 140V139H236ZM48 141V140H47ZM55 141V140H54ZM88 141H90V139H88ZM87 141V142H88ZM102 141V140H101ZM104 141V140H103ZM106 141V140H105ZM115 141H117V140H115ZM137 141V140H136ZM157 141V140H156ZM163 141V140H162ZM172 141V140H171ZM210 141V140H209ZM238 141H239V139H238ZM247 141H249V140H247ZM246 141V142H247ZM32 142V141H31ZM39 142V141H38ZM42 142V141H41ZM51 142V141H50ZM63 142V141H62ZM76 142H79V140L78 141H76ZM87 142H86V144H87ZM100 142V141H99ZM106 142H108V141H106ZM113 142V141H112ZM120 142V141H119ZM179 142V141H178ZM189 142V141H188ZM204 142H206V141H204ZM213 142V141H212ZM228 142V141H227ZM21 144H22V142H20ZM58 143V142H57ZM70 143V142H69ZM81 143H83V142H81ZM101 143V142H100ZM110 143V142H109ZM118 143V142H117ZM142 143V142H141ZM145 143V142H144ZM144 143H143V146H145L144 145ZM155 143V142H154ZM157 143V142H156ZM173 143H175V142H173ZM173 143H171L172 145H173ZM210 143V142H209ZM24 144V143H23ZM22 144V145H23ZM34 144V143H33ZM46 144H47V142H46ZM59 144V143H58ZM84 144V143H83ZM90 145H91V143H89ZM93 144V143H92ZM102 144H104L103 142H102ZM106 144V143H105ZM125 144V143H124ZM136 144V143H135ZM212 144V143H211ZM216 144V143H215ZM223 144H224V142H223ZM230 144V143H229ZM247 144V143H246ZM250 144V143H249ZM252 144V143H251ZM250 144V145H251ZM254 144H255V142H254ZM29 145V144H28ZM95 145V144H94ZM108 145H110V144H108ZM115 145V144H114ZM141 145V144H140ZM148 145H149V143H148ZM158 145V144H157ZM160 145V147H161V144H159ZM163 145V144H162ZM166 145V144H165ZM207 145H209V144H207ZM242 145V144H241ZM3 146V145H2ZM31 146V145H30ZM45 146V145H44ZM43 146V147H44ZM63 146H65V145H63ZM82 146V145H81ZM84 146V145H83ZM87 146H88V144H87ZM96 146H97V149H98V145L96 144ZM133 146V145H132ZM204 146V145H203ZM212 146V145H211ZM230 146H231V144H230ZM239 146V145H238ZM22 147V146H21ZM50 147H52L51 145H50ZM79 147V146H78ZM86 147V146H85ZM90 147V146H89ZM88 147V148H89ZM100 147V146H99ZM123 147V146H122ZM129 147V146H128ZM150 147V146H149ZM157 147V146H156ZM159 147V148H160ZM177 147V146H176ZM175 147V148H176ZM189 147V146H188ZM213 147H214V145H213ZM222 147V146H221ZM229 147V146H228ZM245 147V146H244ZM247 147V146H246ZM41 148V147H40ZM70 148H72V147H70ZM87 148V147H86ZM91 148V147H90ZM125 148V147H124ZM144 148V147H143ZM190 148V147H189ZM197 148V147H196ZM209 148H211V147H209ZM227 148V147H226ZM27 149H28V147H27ZM27 149H25V150H27ZM47 149V148H46ZM75 149V148H74ZM133 149V148H132ZM135 149V148H134ZM137 149H138V147H137ZM147 149H149V148H147ZM152 149H154V147H152ZM162 149V148H161ZM164 149V148H163ZM178 149V148H177ZM204 149V148H203ZM223 149V148H222ZM235 149V148H234ZM241 149V148H240ZM246 149V148H245ZM24 150V151H25ZM31 150V149H30ZM42 150V149H41ZM53 150V149H52ZM56 150V149H55ZM58 150V149H57ZM63 150V149H62ZM66 150V149H65ZM68 150H70V149H68ZM94 150V149H93ZM99 150V149H98ZM102 150V149H101ZM117 150V149H116ZM139 150V149H138ZM143 150V149H142ZM170 150V149H169ZM205 150V149H204ZM213 150V149H212ZM227 150V149H226ZM1 151H2V149H1ZM73 151V150H72ZM80 151H81V149H80ZM87 151V150H86ZM111 151V150H110ZM132 151V150H131ZM150 151V150H149ZM152 151V150H151ZM162 151V150H161ZM173 151V150H172ZM208 151V150H207ZM207 151H205V152H207ZM210 151V150H209ZM215 151V150H214ZM223 151V150H222ZM244 151V150H243ZM4 152V151H3ZM34 152V151H33ZM32 152V153H33ZM52 152V151H51ZM56 152V151H55ZM83 152V151H82ZM88 152V151H87ZM87 152H86V154H87ZM105 152V151H104ZM114 152V151H113ZM117 152V151H116ZM196 152V151H195ZM200 152V151H199ZM241 152V151H240ZM246 152V151H245ZM20 153V152H19ZM25 153V152H24ZM23 153V154H24ZM40 153V152H39ZM42 154L44 153V152H41ZM59 153V152H58ZM63 153V152H62ZM61 153V154H62ZM78 153V152H77ZM100 153H101V151H100ZM99 153V154H100ZM135 153V152H134ZM219 153V152H218ZM3 154V153H2ZM5 154V153H4ZM30 154V153H29ZM34 154V153H33ZM48 154V153H47ZM70 154V153H69ZM141 154V153H140ZM139 154V155H140ZM143 154V153H142ZM150 154H152V153H150ZM186 154V153H185ZM184 154V155H185ZM199 154V153H198ZM228 154V153H227ZM80 155V154H79ZM101 155V154H100ZM99 155V156H100ZM103 155V154H102ZM101 155V156H102ZM114 155V154H113ZM117 155V154H116ZM119 155V154H118ZM148 155V154H147ZM168 155V154H167ZM183 155V154H182ZM187 155V154H186ZM210 155V154H209ZM225 155H226V153H225ZM232 155H234L233 153H232ZM241 155H243V154H241ZM26 156V155H25ZM42 156V155H41ZM45 156V155H44ZM49 156H51V155H49ZM88 156V155H87ZM106 156V155H105ZM108 156V155H107ZM142 156V155H141ZM153 156V155H152ZM151 156V157H152ZM163 156V155H162ZM196 156V155H195ZM221 156V155H220ZM23 157V156H22ZM53 157H55V154H54V156ZM64 157V156H63ZM65 157H66V155H65ZM93 157H95V156H93ZM98 157V156H97ZM116 157L117 156H115V159H116ZM120 157V156H119ZM149 157V156H148ZM174 157V156H173ZM172 157V158H173ZM204 157V156H203ZM207 157V156H206ZM225 157V156H224ZM233 157V156H232ZM4 158H5V156H4ZM26 158H28V155H27V157ZM39 158V157H38ZM48 158V157H47ZM72 158V157H71ZM71 158H70V160H71ZM85 158V157H84ZM138 158V157H137ZM142 158V157H141ZM146 158V157H145ZM158 158H160V157H158ZM41 159V158H40ZM46 159V158H45ZM49 159V158H48ZM89 159V158H88ZM108 159V158H107ZM136 159V158H135ZM173 159H175V158H173ZM181 159H182V157H181ZM193 159V158H192ZM217 159H218V157H217ZM231 159V158H230ZM229 159V160H230ZM251 159V158H250ZM8 160V159H7ZM35 160V159H34ZM63 160V159H62ZM64 160H66V159H64ZM73 160V159H72ZM91 160V159H90ZM97 160H98V158H97ZM113 160V159H112ZM138 160V159H137ZM141 160V159H140ZM168 160V159H167ZM177 160H178V158H177ZM187 160V159H186ZM191 160V159H190ZM201 160H202V158H201ZM204 160V159H203ZM223 160V159H222ZM226 160V159H225ZM258 160V159H257ZM16 161V160H15ZM23 161V160H22ZM30 161H31V159H30ZM44 161V160H43ZM48 161V160H47ZM68 161V160H67ZM78 161V160H77ZM99 161H101V160H99ZM99 161L97 162V163H99ZM132 161V160H131ZM136 161V160H135ZM147 161V160H146ZM179 161V160H178ZM177 161V162H178ZM181 161V160H180ZM184 161V160H183ZM194 161V160H193ZM228 161V160H227ZM7 162V161H6ZM55 162V161H54ZM75 162V161H74ZM90 162V161H89ZM142 162V161H141ZM154 162H156L155 161V159H154ZM182 162V161H181ZM233 162V161H232ZM236 162V161H235ZM249 162V161H248ZM254 162V161H253ZM17 163H19V162H17ZM16 163V164H17ZM67 163V162H66ZM78 163V162H77ZM114 163V162H113ZM119 163V162H118ZM121 163H123V162H121ZM130 163V162H129ZM143 163V162H142ZM153 163V162H152ZM208 163V162H207ZM220 163H222V162H220ZM256 163H258V162H256ZM259 163H261V162H259ZM27 164V163H26ZM41 164V163H40ZM46 164V163H45ZM62 164V163H61ZM79 164H81V163H79ZM95 164V163H94ZM108 164V163H107ZM116 164V163H115ZM132 164V163H131ZM168 164V163H167ZM177 164V163H176ZM182 164V163H181ZM224 164V163H223ZM248 164V163H247ZM262 164H263V162H262ZM34 165V164H33ZM67 165H69V164H67ZM72 165V164H71ZM113 165V164H112ZM122 165H124V164H122ZM138 165V164H137ZM154 165V164H153ZM153 165H151V166H153ZM172 165V164H171ZM175 164H173V166H174ZM185 165V164H184ZM194 165V164H193ZM201 165H203V164H201ZM26 166V165H25ZM24 166V167H25ZM66 166V165H65ZM101 166V165H100ZM99 166V167H100ZM103 166V165H102ZM108 166H110V165H108ZM126 166V165H125ZM131 166V165H130ZM141 166V165H140ZM148 166H150V165H148ZM151 166H150V168H151ZM158 166H159V164H158ZM170 166V165H169ZM172 166V167H173ZM212 166V165H211ZM262 166V165H261ZM22 167V166H21ZM29 167V166H28ZM45 167V166H44ZM55 167V166H54ZM58 167V166H57ZM61 167V166H60ZM68 167V166H67ZM71 167V166H70ZM75 167V166H74ZM78 167H80V166H78ZM96 167V166H95ZM111 167V166H110ZM116 167V166H115ZM123 167V166H122ZM127 167V166H126ZM131 167H133V166H131ZM136 167V166H135ZM147 167V166H146ZM171 167V166H170ZM187 167V166H186ZM34 168V167H33ZM46 168V167H45ZM63 168V167H62ZM92 168V167H91ZM118 168V167H117ZM141 168V167H140ZM182 168V167H181ZM184 168V167H183ZM182 168V169H183ZM197 168V167H196ZM203 168V167H202ZM52 169V168H51ZM51 169H50V172H51ZM80 169V168H79ZM78 169V170H79ZM112 169V168H111ZM116 169V168H115ZM125 169V168H124ZM127 169V168H126ZM130 169V168H129ZM207 169V168H206ZM3 170V169H2ZM1 170V171H2ZM10 170V169H9ZM52 170H54V169H52ZM57 170V169H56ZM61 170V169H60ZM63 170H64V168H63ZM68 170V169H67ZM93 170H95V169H93ZM106 170V169H105ZM138 170V169H137ZM184 170V169H183ZM188 170H191V169H188ZM202 170V169H201ZM254 170V169H253ZM42 171V170H41ZM74 171V170H73ZM103 171V170H102ZM101 171V172H102ZM107 171V170H106ZM115 171H117V170H115ZM114 171V172H115ZM141 171V170H140ZM193 171V170H192ZM195 171V170H194ZM256 171H257V169H256ZM6 172V171H5ZM9 172V171H8ZM21 172V171H20ZM31 172H33V171H31ZM38 172V171H37ZM55 172V171H54ZM62 172V171H61ZM69 172V171H68ZM83 172V171H82ZM81 172V173H82ZM117 172H119V171H117ZM127 172V171H126ZM146 172V171H145ZM198 172H199V170H198ZM215 172V171H214ZM254 172H255V170H254ZM27 173H28V171H27ZM49 173V172H48ZM78 173V172H77ZM105 173V172H104ZM144 173V172H143ZM150 173V172H149ZM192 173V172H191ZM218 173V172H217ZM259 173V172H258ZM261 173H262V171H261ZM13 174V173H12ZM21 174H22V172H21ZM36 174V173H35ZM74 174V173H73ZM85 174V173H84ZM108 174H110V173H108ZM117 174V173H116ZM120 174V173H119ZM29 175V174H28ZM36 175H39V174H36ZM72 175V174H71ZM76 175V173L74 174V176ZM88 175V174H87ZM103 175V174H102ZM118 175V174H117ZM148 175V174H147ZM191 175V174H190ZM201 175H202V173H201ZM200 175V176H201ZM205 175V174H204ZM218 175V174H217ZM261 175H263V173L261 174ZM12 176V175H11ZM41 176V175H40ZM59 176V175H58ZM61 176V175H60ZM68 176V175H67ZM82 176V175H81ZM111 176V175H110ZM141 176V175H140ZM143 176V175H142ZM141 176V177H142ZM149 176V175H148ZM196 176V175H195ZM26 177V176H25ZM31 177V176H30ZM38 177V176H37ZM64 177V176H63ZM62 177V178H63ZM71 177H73V176H71ZM77 177V176H76ZM84 177V176H83ZM87 177H89V176H87ZM91 177H92V175H91ZM100 177H101V175H100ZM109 177V176H108ZM28 178V177H27ZM55 178V177H54ZM79 178V177H78ZM77 178V179H78ZM90 178V177H89ZM113 178V177H112ZM117 178H118V176H117ZM122 178V177H121ZM129 178V177H128ZM192 178H193V176H192ZM197 178V177H196ZM263 178H264V175H263ZM9 179V178H8ZM21 179V178H20ZM69 179V178H68ZM85 179H86V177H85ZM94 179V178H93ZM96 179V178H95ZM120 179V178H119ZM125 179V178H124ZM136 179H137V176H136ZM143 179H145V178H143ZM257 179V178H256ZM23 180V179H22ZM35 180V179H34ZM40 180V179H39ZM43 180V179H42ZM47 180V179H46ZM58 180V179H57ZM66 180V179H65ZM70 180V179H69ZM88 180V179H87ZM102 180V179H101ZM100 180V181H101ZM131 180V179H130ZM137 180H139V178L137 179ZM197 180H198V178H197ZM203 180V179H202ZM202 180H200L201 182H202ZM48 181V180H47ZM79 181V180H78ZM81 181V180H80ZM83 181H85V180H83ZM102 181H104V180H102ZM114 181V180H113ZM116 181V180H115ZM124 181V180H123ZM148 181H150V180H148ZM156 181V180H155ZM191 181V180H190ZM196 181V180H195ZM199 181V180H198ZM197 181V182H198ZM257 181V180H256ZM260 181V180H259ZM49 182V181H48ZM71 182L73 183V181L71 180ZM82 182V181H81ZM81 182H80V184H81ZM109 182V181H108ZM134 182V181H133ZM142 182V181H141ZM201 182H199V183H201ZM19 183H21V182H19ZM31 183V182H30ZM43 183V182H42ZM51 183V182H50ZM87 183V182H86ZM92 183V182H91ZM116 183V182H115ZM114 183V184H115ZM121 182H119V184H120ZM130 183V182H129ZM159 183V182H158ZM157 183V184H158ZM38 184V183H37ZM51 184H54V183H51ZM57 184H58V182H57ZM85 184V183H84ZM113 184V185H114ZM125 184V183H124ZM155 184L156 183H154V186H155ZM161 184V183H160ZM213 184V183H212ZM1 185V184H0ZM22 185V184H21ZM20 185V186H21ZM32 185V184H31ZM46 185V184H45ZM68 185V184H67ZM71 185H73V184H71ZM87 185V184H86ZM102 185V184H101ZM107 185V184H106ZM111 185V184H110ZM109 185V186H110ZM128 185V184H127ZM150 185V184H149ZM210 185V184H209ZM260 185V184H259ZM7 186V185H6ZM33 186V185H32ZM31 186V187H32ZM48 186H49V184H48ZM61 186V188H62V185H59V187ZM65 186V185H64ZM79 186V185H78ZM117 186V185H116ZM120 186V185H119ZM137 186V185H136ZM151 186V185H150ZM213 186V185H212ZM257 186V185H256ZM263 186V185H262ZM24 187V186H23ZM50 187V186H49ZM70 187V186H69ZM68 187V188H69ZM133 187H134V185H133ZM146 187H147V185H146ZM158 187V186H157ZM164 187V186H163ZM166 187V186H165ZM168 187V186H167ZM260 187V186H259ZM11 188V187H10ZM35 187L33 186V189H34ZM45 188V187H44ZM48 188V187H47ZM60 188V189H61ZM73 188V187H72ZM109 188V187H108ZM149 188V187H148ZM160 188V187H159ZM32 189V190H33ZM55 189V188H54ZM71 189V188H70ZM112 189V188H111ZM136 189V188H135ZM134 189V190H135ZM152 189H153V187H152ZM164 189V188H163ZM162 189V190H163ZM171 189V188H170ZM262 189V188H261ZM8 190H10V189H8ZM30 190V189H29ZM46 190V189H45ZM74 190H75V188H74ZM105 190V189H104ZM133 190V191H134ZM141 190H142V188H141ZM157 190V189H156ZM159 190V189H158ZM161 190V189H160ZM214 190V189H213ZM11 191V190H10ZM25 191H27V190H25ZM53 191V190H52ZM62 191V190H61ZM80 191V190H79ZM85 191H86V188H85ZM119 191V190H118ZM121 191V190H120ZM168 191V190H167ZM217 191V190H216ZM13 192H14V190H13ZM36 192V191H35ZM50 192V191H49ZM104 192V191H103ZM108 192V191H107ZM116 192V191H115ZM126 192V191H125ZM131 192V191H130ZM135 192V191H134ZM134 192H133V194H134ZM140 192H142V191H140ZM164 192H165V190H164ZM170 192V191H169ZM168 192V193H169ZM220 192V191H219ZM263 192V191H262ZM1 193H2V190H1ZM15 193H17V190H15ZM26 193V192H25ZM55 193V192H54ZM149 193V192H148ZM224 193V192H223ZM223 193H222V195H223ZM30 194V193H29ZM107 194V193H106ZM115 194V193H114ZM126 194V193H125ZM132 194V195H133ZM138 194H140V193H138ZM164 194V193H163ZM165 194H166V192H165ZM172 194V193H171ZM21 195V194H20ZM52 195V194H51ZM121 195V194H120ZM137 195V194H136ZM152 195V194H151ZM154 195V194H153ZM14 196H16V195H14ZM40 196V195H39ZM47 196V195H46ZM119 196V195H118ZM156 196H158V195H156ZM171 196V195H170ZM31 197V196H30ZM41 197V196H40ZM49 197V196H48ZM64 197V196H63ZM110 197V196H109ZM114 197H115V195H114ZM121 197V196H120ZM123 197H124V195H123ZM123 197H121V198H123ZM130 197V196H129ZM164 197V196H163ZM264 197V196H263ZM65 198V197H64ZM93 198V197H92ZM125 198V197H124ZM155 198V197H154ZM173 198V197H172ZM17 199V198H16ZM20 199V198H19ZM41 199V198H40ZM88 199V198H87ZM128 199V198H127ZM138 199V198H137ZM140 199V198H139ZM152 199V198H151ZM158 199V198H157ZM223 199V198H222ZM229 199V198H228ZM7 200V199H6ZM12 200V199H11ZM24 200V199H23ZM179 200V199H178ZM227 200V199H226ZM231 200V199H230ZM30 201H31V199H30ZM37 201V200H36ZM48 201H50V200H48ZM95 201V200H94ZM102 201V200H101ZM111 201V200H110ZM131 201H133V200H131ZM144 201V200H143ZM262 201V200H261ZM13 202V201H12ZM11 202V203H12ZM41 202V201H40ZM96 202V201H95ZM102 202H104V201H102ZM107 201H105V203H106ZM150 202V201H149ZM223 202V201H222ZM231 202V201H230ZM3 203V202H2ZM45 203V202H44ZM47 203V202H46ZM70 203V202H69ZM73 203V202H72ZM91 203V202H90ZM89 203V204H90ZM97 203V202H96ZM139 203H140V201H139ZM162 203V202H161ZM167 203V202H166ZM224 203H227V202H224ZM233 203V202H232ZM13 204V203H12ZM49 204V203H48ZM52 204V203H51ZM50 204V205H51ZM59 204H61L62 205V203H59ZM74 204V203H73ZM87 204V203H86ZM108 204V203H107ZM163 204H164V202H163ZM172 204V203H171ZM175 204V203H174ZM182 204V203H181ZM185 204V203H184ZM235 204V203H234ZM5 205V204H4ZM41 205H43V204H41ZM71 205V204H70ZM91 205V204H90ZM127 205V204H126ZM145 205V204H144ZM143 205V206H144ZM150 205V204H149ZM162 205V204H161ZM178 205V204H177ZM223 205V204H222ZM29 206V205H28ZM33 206H34V204H33ZM125 206V205H124ZM123 206V207H124ZM128 206V205H127ZM138 206V205H137ZM146 206V205H145ZM158 206V205H157ZM156 206V207H157ZM163 206V205H162ZM172 206V205H171ZM176 206V205H175ZM174 206V207H175ZM179 206V205H178ZM178 206H177V208H178ZM229 206V205H228ZM35 207V206H34ZM69 207V206H68ZM150 207H151V205H150ZM167 207V206H166ZM1 208V207H0ZM14 208H16V207H14ZM53 208V207H52ZM57 208V207H56ZM64 208H65V206H64ZM70 208V207H69ZM94 208V207H93ZM108 208V207H107ZM116 208H117V206H116ZM145 208V207H144ZM154 208H155V206H154ZM158 208V207H157ZM162 208V207H161ZM188 208V207H187ZM238 208V207H237ZM17 209V208H16ZM38 209V208H37ZM66 209V208H65ZM99 209V208H98ZM109 209V208H108ZM111 209V208H110ZM132 209V208H131ZM227 209V208H226ZM60 210V209H59ZM68 210V209H67ZM74 210V209H73ZM121 210V209H120ZM142 210V209H141ZM145 210V209H144ZM152 210V209H151ZM185 210V209H184ZM190 210V209H189ZM240 210V209H239ZM38 211V210H37ZM75 211V210H74ZM101 211H103V210H101ZM107 211H109V210H107ZM114 211H115V209H114ZM153 211V210H152ZM165 211V210H164ZM174 211V210H173ZM188 211V210H187ZM192 211V210H191ZM196 211V210H195ZM233 211H234V209H233ZM27 212H28V210H27ZM29 212H31V211H29ZM35 212V211H34ZM54 212V211H53ZM89 212V211H88ZM112 212V211H111ZM138 212V211H137ZM148 212V211H147ZM169 212V211H168ZM238 212V211H237ZM42 213V212H41ZM66 213V212H65ZM97 213V212H96ZM103 213V212H102ZM107 213H110V212H107ZM113 213V212H112ZM132 213V212H131ZM158 213V212H157ZM173 213V212H172ZM194 213V212H193ZM192 213V214H193ZM239 213H240V211H239ZM2 214H3V212H2ZM30 213H28L27 214V216H26V221L28 222V224H30V225H34L35 223H34V220L32 219V216L33 215H29ZM49 214V213H48ZM56 214V213H55ZM64 214V213H63ZM67 214V213H66ZM75 214V213H74ZM87 214V213H86ZM101 214V213H100ZM104 214V213H103ZM129 214V213H128ZM151 214V213H150ZM187 214V213H186ZM233 214V213H232ZM235 214V213H234ZM233 214V215H234ZM19 215V214H18ZM53 215V214H52ZM105 215V214H104ZM126 215V214H125ZM178 215H180V213L178 214ZM178 215H177V217H178ZM194 215V214H193ZM222 215V214H221ZM230 215V214H229ZM237 215V214H236ZM14 216V215H13ZM20 216V215H19ZM36 216V215H35ZM57 216V215H56ZM91 216V215H90ZM112 216V215H111ZM114 216V215H113ZM134 216V215H133ZM142 216V215H141ZM174 216V215H173ZM185 216V215H184ZM43 217V216H42ZM49 217V216H48ZM105 217V216H104ZM168 217H170V216H168ZM180 217H181V215H180ZM198 217V216H197ZM228 217V216H227ZM235 217V216H234ZM243 217V216H242ZM36 218V217H35ZM63 218V217H62ZM71 218V217H70ZM118 218V217H117ZM179 218V217H178ZM191 218H192V216H191ZM190 218V219H191ZM241 218V217H240ZM239 218V219H240ZM248 218V217H247ZM38 219V218H37ZM67 219V218H66ZM74 219V218H73ZM79 219V218H78ZM106 219H108V218H106ZM123 219V218H122ZM132 219V218H131ZM180 219V218H179ZM235 219V218H234ZM251 219V218H250ZM12 220V219H11ZM49 220H51V219H49ZM60 220V219H59ZM116 220V219H115ZM119 220V219H118ZM128 220V219H127ZM139 220V219H138ZM161 220V219H160ZM184 220V219H183ZM98 221V220H97ZM110 221V220H109ZM112 221V220H111ZM156 221V220H155ZM175 221V220H174ZM178 221V220H177ZM180 221H181V219H180ZM185 221H186V219H185ZM188 221V220H187ZM234 221V220H233ZM241 221H243L242 219H241ZM263 221V220H262ZM7 222H9V217L7 216V215H2V216H0V224H5V223H7ZM23 222V221H22ZM71 222V221H70ZM121 222V221H120ZM167 222V221H166ZM184 222V221H183ZM203 222V221H202ZM216 222V221H215ZM245 222H246V220H245ZM10 223V222H9ZM13 223V222H12ZM21 223V222H20ZM19 223V224H20ZM41 223H42V220H41ZM40 223V224H41ZM109 223V222H108ZM107 223V224H108ZM139 223V222H138ZM194 223V222H193ZM250 223V222H249ZM11 224V223H10ZM27 224V225H28ZM52 224V223H51ZM87 224V223H86ZM94 224V223H93ZM97 224V223H96ZM106 224V223H105ZM157 224V223H156ZM163 224V223H162ZM199 224V223H198ZM207 224V223H206ZM213 224V223H212ZM222 224V223H221ZM244 224V223H243ZM246 224V223H245ZM26 225V226H27ZM36 225V224H35ZM62 225V224H61ZM65 225V224H64ZM78 225V224H77ZM85 225V224H84ZM83 225V226H84ZM89 226H90V224H88ZM114 225V224H113ZM112 225V226H113ZM137 225V224H136ZM164 225V224H163ZM170 225V224H169ZM173 225V224H172ZM208 225V224H207ZM241 225V224H240ZM247 225V224H246ZM2 226V225H1ZM5 226V225H4ZM21 226V225H20ZM29 226V225H28ZM40 226V225H39ZM56 226V225H55ZM59 226V225H58ZM69 226V225H68ZM87 226V225H86ZM93 226V225H92ZM101 226V225H100ZM117 226V225H116ZM123 226V225H122ZM128 226V225H127ZM166 226V225H165ZM213 227H215L214 225H212ZM216 226H217V224H216ZM229 226V225H228ZM3 227V226H2ZM9 227V226H8ZM24 227V226H23ZM30 227V226H29ZM29 227H27V228H29ZM36 227L38 228V226L36 225ZM76 227V226H75ZM85 227V226H84ZM105 227V226H104ZM141 227V226H140ZM139 227V228H140ZM151 227V226H150ZM177 227V226H176ZM196 227V226H195ZM209 227V226H208ZM226 227V226H225ZM224 227V228H225ZM6 228H7V226H6ZM36 228V229H37ZM51 228V227H50ZM68 228V227H67ZM123 228V227H122ZM132 228V227H131ZM130 228V229H131ZM142 228V227H141ZM210 228V227H209ZM216 228V227H215ZM219 228V227H218ZM223 228V227H222ZM11 229H14V228H11ZM25 229H26V227H25ZM31 229V228H30ZM59 229H60V227H59ZM83 229V228H82ZM127 229V228H126ZM136 229V228H135ZM155 229V228H154ZM168 229V228H167ZM181 229V228H180ZM232 229V228H231ZM246 229H248V228H246ZM35 230V229H34ZM41 230H43L44 231V229H41ZM64 230V229H63ZM71 230V229H70ZM89 230V229H88ZM137 230V229H136ZM175 230V229H174ZM199 230H201V229H199ZM213 230V229H212ZM239 230V229H238ZM245 230V229H244ZM243 230V231H244ZM2 231V230H1ZM13 231V230H12ZM18 231V230H17ZM20 231V230H19ZM24 231V230H23ZM23 231H21V232H23ZM31 231V230H30ZM29 231V232H30ZM91 231V230H90ZM116 231V230H115ZM157 231H158V229H157ZM177 231V230H176ZM241 231V230H240ZM3 232V231H2ZM45 232V231H44ZM53 232V231H52ZM60 232V231H59ZM71 232H74V231H72L71 230ZM82 232V231H81ZM92 232V231H91ZM111 232V231H110ZM129 232V231H128ZM185 232V231H184ZM183 232V233H184ZM193 232V231H192ZM214 232H216V231H214ZM28 233V232H27ZM38 233H39V231H38ZM69 233V232H68ZM78 233V232H77ZM104 233V232H103ZM103 233H101V235L103 234ZM138 233V232H137ZM159 233H161V232H159ZM171 233H173V232H171ZM212 233V232H211ZM231 233V232H230ZM236 233V232H235ZM40 234V233H39ZM48 234H50V233H48ZM56 234V233H55ZM60 234H62V233H60ZM83 234V233H82ZM86 234V233H85ZM109 233H107V235H108ZM157 234V233H156ZM179 234V233H178ZM200 234V233H199ZM202 234V233H201ZM206 234V233H205ZM15 235V234H14ZM20 235V234H19ZM31 235V234H30ZM45 235V234H44ZM47 235V234H46ZM79 235V234H78ZM114 235V234H113ZM138 235V234H137ZM136 235V236H137ZM160 235V234H159ZM169 235V234H168ZM168 235H167V237H168ZM180 235H182V234H180ZM191 235V234H190ZM198 235V234H197ZM2 236V235H1ZM0 236V237H1ZM7 236V235H6ZM39 236V235H38ZM50 236V235H49ZM62 236H63V234H62ZM67 236V235H66ZM69 236V235H68ZM103 236V235H102ZM135 236V237H136ZM174 236V235H173ZM178 236V235H177ZM212 236V235H211ZM223 236V235H222ZM230 236V235H229ZM237 236V235H236ZM3 237V236H2ZM22 237V236H21ZM30 237H32V236H30ZM42 237H44L43 235H42ZM41 237V238H42ZM52 237H56V236H52ZM65 236H63V238H64ZM77 237V236H76ZM104 237V236H103ZM109 237V236H108ZM126 237H128V236H126ZM138 237V236H137ZM140 237V236H139ZM138 237V238H139ZM145 237H147V236H145ZM152 237V236H151ZM197 237V236H196ZM205 237V236H204ZM214 237V236H213ZM218 237V236H217ZM235 237V236H234ZM13 238V237H12ZM53 238V239H54ZM67 238V237H66ZM173 238V237H172ZM175 238V237H174ZM179 238V237H178ZM222 238V237H221ZM237 238V237H236ZM4 239V238H3ZM21 239V238H20ZM85 239V238H84ZM106 239V238H105ZM117 239V238H116ZM123 239V238H122ZM146 239V238H145ZM158 239H159V237H158ZM203 239V238H202ZM205 239V238H204ZM209 239H212L211 237L209 238ZM214 239V238H213ZM232 239V238H231ZM13 240V239H12ZM32 240H34V239H32ZM47 240V239H46ZM59 240V239H58ZM58 240L56 241V243L58 242ZM64 240V239H63ZM62 240V241H63ZM79 240V239H78ZM89 240V239H88ZM101 240V239H100ZM114 240V239H113ZM130 240V239H129ZM153 240V239H152ZM190 240V239H189ZM200 240V239H199ZM259 240V239H258ZM261 240V239H260ZM35 241V240H34ZM33 241V242H34ZM43 241V240H42ZM68 241V240H67ZM67 241H66V243H67ZM71 241V240H70ZM90 241V240H89ZM96 241V240H95ZM102 241V240H101ZM156 241V240H155ZM181 241V240H180ZM179 241V242H180ZM40 242V241H39ZM38 242V243H39ZM82 242V241H81ZM150 242V241H149ZM164 242V241H163ZM173 242V241H172ZM183 242V241H182ZM204 242H205V240H204ZM208 242H209V240H208ZM212 242V241H211ZM253 242V241H252ZM260 242V241H259ZM5 243V242H4ZM13 243V242H12ZM21 243V242H20ZM44 243H46V242H44ZM48 243V242H47ZM51 243V242H50ZM49 243V244H50ZM55 243V242H54ZM90 243V242H89ZM96 243V242H95ZM110 243V242H109ZM139 243V242H138ZM157 243V242H156ZM155 243V244H156ZM169 243H171V242H169ZM181 243V242H180ZM189 243V242H188ZM194 243V242H193ZM192 243V244H193ZM210 243V242H209ZM213 243H214V240H213ZM222 243V242H221ZM251 243V242H250ZM0 244H2V242L0 243ZM9 244V243H8ZM27 244H28V242H27ZM58 244V243H57ZM88 244V243H87ZM104 244V243H103ZM102 244V245H103ZM111 244V243H110ZM137 244V243H136ZM172 244V243H171ZM176 244V243H175ZM191 244V245H192ZM205 244V243H204ZM227 244V243H226ZM252 244V243H251ZM38 245V244H37ZM52 245V244H51ZM63 245V244H62ZM89 245V244H88ZM107 245V244H106ZM127 245V244H126ZM130 245V244H129ZM129 245H127V246H129ZM141 244H139V246H140ZM147 245V244H146ZM161 245V244H160ZM169 245V244H168ZM184 245V244H183ZM195 245V244H194ZM193 245V246H194ZM207 245V244H206ZM218 245V244H217ZM223 245V244H222ZM229 245H231L230 243H229ZM257 245V244H256ZM39 246V245H38ZM69 246V245H68ZM85 246V245H84ZM93 246V245H92ZM91 246V247H92ZM110 246V245H109ZM113 246V245H112ZM124 246V245H123ZM137 246V245H136ZM142 246H144V245H142ZM153 246V245H152ZM173 246H174V244H173ZM200 246V245H199ZM224 246V245H223ZM32 247H33V245H32ZM50 247V246H49ZM53 247V246H52ZM59 247H60V245H59ZM100 247V246H99ZM103 247V246H102ZM122 247V246H121ZM147 247V246H146ZM151 247V246H150ZM163 247V246H162ZM176 247V246H175ZM185 247V246H184ZM215 247V246H214ZM227 247V246H226ZM249 247V246H248ZM42 248V247H41ZM48 248V247H47ZM46 248V249H47ZM56 248V247H55ZM65 248V247H64ZM104 248V247H103ZM109 248V247H108ZM129 248V247H128ZM158 248V247H157ZM165 248H167L166 247V245H165ZM218 248V247H217ZM238 248V247H237ZM14 249V248H13ZM57 249V248H56ZM68 249V248H67ZM71 249V248H70ZM88 249V248H87ZM124 249V248H123ZM126 249V248H125ZM133 249V248H132ZM143 249H145V248H143ZM155 249V248H154ZM184 249V248H183ZM199 249V248H198ZM201 249V248H200ZM212 249H213V246H212ZM219 249V248H218ZM217 249V250H218ZM236 249V248H235ZM249 249V248H248ZM52 250V249H51ZM62 250V249H61ZM74 250V249H73ZM78 250V249H77ZM115 250V249H114ZM127 250V249H126ZM147 250V249H146ZM195 250V249H194ZM214 250V249H213ZM229 250V249H228ZM233 250V249H232ZM251 250V249H250ZM37 251V250H36ZM39 251V250H38ZM56 251V250H55ZM57 251H60V250H58L57 249ZM76 251V250H75ZM104 251V250H103ZM130 251V250H129ZM149 251H151V250H149ZM152 251H153V249H152ZM156 251V250H155ZM162 251V250H161ZM177 251H178V249H177ZM185 251H186V249H185ZM257 251V250H256ZM41 252V251H40ZM50 252V251H49ZM54 252V251H53ZM67 252H69V251H67ZM87 252V251H86ZM101 252V251H100ZM117 252V251H116ZM131 252V251H130ZM134 252V251H133ZM145 252V251H144ZM167 252V251H166ZM191 252V251H190ZM203 252V251H202ZM218 252V251H217ZM57 253V252H56ZM55 253V254H56ZM60 253H62V252H60ZM66 253V252H65ZM79 253H81V252H79ZM89 253V252H88ZM95 253V252H94ZM159 253H160V251H159ZM177 253V252H176ZM192 253V252H191ZM207 253V252H206ZM212 253V252H211ZM214 253V252H213ZM256 253V252H255ZM20 254V253H19ZM40 254V253H39ZM98 254V253H97ZM109 254V253H108ZM146 254V253H145ZM174 254V253H173ZM181 254H183L182 252H181ZM224 254V253H223ZM257 254V253H256ZM56 255H58V253L56 254ZM67 255V254H66ZM88 255V254H87ZM100 255V254H99ZM103 255V254H102ZM105 255V254H104ZM110 255V254H109ZM131 255V254H130ZM139 255V254H138ZM163 255V254H162ZM168 255V254H167ZM177 255V254H176ZM184 255V254H183ZM191 255V254H190ZM211 255V254H210ZM214 255V254H213ZM218 255V254H217ZM222 255V254H221ZM227 255V254H226ZM21 256V255H20ZM19 256V257H20ZM89 256V255H88ZM98 256V255H97ZM189 256V255H188ZM197 256V255H196ZM255 256V255H254ZM58 257V256H57ZM143 257V256H142ZM173 257V256H172ZM207 257V256H206ZM219 257H220V255H219ZM218 257V258H219ZM222 257V256H221ZM226 257V256H225ZM233 257V256H232ZM24 258V257H23ZM50 258V257H49ZM53 258V257H52ZM55 258V257H54ZM59 258V257H58ZM62 258H64L63 256H62ZM81 258V257H80ZM115 258V257H114ZM120 258V257H119ZM129 258V257H128ZM159 258H160V256H159ZM191 258V257H190ZM227 258V257H226ZM18 259V258H17ZM33 259V258H32ZM35 259H37L38 260V258H35ZM172 259V258H171ZM176 259V258H175ZM196 259H197V257H196ZM213 259V258H212ZM225 259V258H224ZM238 259V258H237ZM76 260V259H75ZM79 260V259H78ZM109 260V259H108ZM129 260V259H128ZM148 260V259H147ZM162 260H163V258H162ZM193 260V259H192ZM198 260H199V258H198ZM202 260V259H201ZM231 260V259H230ZM233 260V259H232ZM17 261V260H16ZM64 261V260H63ZM71 261V260H70ZM97 261V260H96ZM149 261V260H148ZM166 261H167V259H166ZM176 261V260H175ZM185 261V260H184ZM191 261V260H190ZM25 262V261H24ZM51 262V261H50ZM58 262V261H57ZM79 262V261H78ZM152 262V261H151ZM150 262V263H151ZM157 262V261H156ZM198 262V261H197ZM200 262V261H199ZM224 262V261H223ZM232 262V261H231ZM236 262H237V260H236ZM240 262V261H239ZM20 263V262H19ZM35 263V262H34ZM48 263V262H47ZM92 263V262H91ZM98 263V262H97ZM96 263V264H97ZM104 263V262H103ZM123 263V262H122ZM130 263V262H129ZM129 263H127V264H129ZM155 263V262H154ZM163 263V262H162ZM193 263V262H192ZM215 263V262H214ZM245 263V262H244ZM0 264H6V262L4 261V259H3V257H0ZM24 264V263H23ZM37 264V263H36ZM59 264V263H58ZM69 264V263H68ZM100 264V263H99ZM117 264V263H116ZM132 264V263H131ZM165 264V263H164ZM187 264V263H186ZM238 264V263H237Z\"/></svg>",
  "mask_w": 264,
  "mask_h": 264
}]
</instances>
